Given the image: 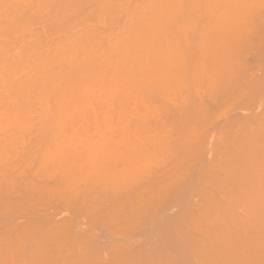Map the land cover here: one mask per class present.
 Wrapping results in <instances>:
<instances>
[{"label":"rangeland","instance_id":"obj_1","mask_svg":"<svg viewBox=\"0 0 264 264\" xmlns=\"http://www.w3.org/2000/svg\"><path fill=\"white\" fill-rule=\"evenodd\" d=\"M31 1L32 0H30V1L29 0H27V1L26 0H0V2H1L0 3V16L2 15L0 18V20H1L0 21V59H1L0 60V87H1V89H0V123H1V126H0V136H1L0 137V141H1L0 142V202H1L0 203V212L2 213V214L0 213V215L2 217H0V218H4L5 216L7 217V215L10 214V213H8L9 210L11 209V207L13 208L14 206L18 209V211L16 210V208H14L15 210L13 209L14 210L13 214L15 215L16 211H17V213L20 212L19 213L20 215L16 214L13 219H11L12 212L10 214V217L8 215L9 220L7 219L8 217L7 218L5 217L7 220L5 218L3 219V221H5V225H4V222L2 221L3 225H0V228H1L0 230L5 228V230L7 229L10 232V230L11 231L14 230V227H16L15 225H17L20 228L21 225H23L27 221H28L27 225L29 224V226H30L31 221H32V223L35 222V220H34V218H35L36 224L31 223V225H35V226H31V229H34L33 230V231H35L34 234H36L34 237L36 239H37L38 231H40L39 230L40 227H42L43 224L46 225L44 222H46L47 220L52 223V226H54V225L57 226V224L59 226H63L62 224H64V225L67 224L66 221L67 222L70 221V223H72L73 221L77 222L79 220L77 222V224H80L81 228L83 227L82 229L85 232L82 233L78 229L76 230V226H74V228L70 229L65 235L62 234V237H61L62 240H60V239L56 240V241L60 242L62 245L60 243H57V242H56L57 243L56 244L54 240H53V244H52V242L51 243L49 242V241H51V239H47L48 241L46 240L47 244L45 245L44 248H46L47 245H50V246H48L46 249L43 248L44 251L41 250L42 253H39V254L38 253L34 254V253L28 252L27 250H28L29 245H27L26 243H29V242L24 241L23 246L20 247L21 250L16 245L17 249H19L20 251L15 250V252L18 251L17 253H14V251H12L14 253V255H16V261H17V258H19L20 260L18 259V263L21 262V264H24V263L25 264L26 263H28V264H31V263L32 264H36V263L48 264V262H49V264H89V263H91V264H141V263L142 264H153V263L154 264H163V263L164 264H186V263L187 264H197V263L198 264H214L215 262H216V264H220V263H222V264H264V261H263L264 260L263 259L264 258V248H263L264 247V231H263L264 230V216L262 214V213H264L263 212L264 211L263 210L264 209V202H263L264 201V148H263L264 147V143H263L264 142V139H263L264 138V132H263L264 131V114H263L264 113V96H263L264 95V92H263L264 91V71H263L264 70V23H263L264 22V0H238V1L237 0H231V1L230 0H228V1L227 0H181V1H179V0H173V1L172 0H162V1L161 0L160 1H158V0H136V1L135 0H128V1L127 0H114V1L113 0H104V1H102V0H95V1L94 0H85V1L84 0H80V1L79 0H57V1L56 0H46V2H45V0H40V1L39 0L38 1L33 0L32 4L30 3ZM120 1H121V3H119ZM49 2H51V3H49ZM99 2H101V3H99ZM175 2H176V4H175ZM177 2H178V4H177ZM68 3H70V5H68ZM91 3L93 6L91 5ZM95 3H98V4L96 5ZM169 3L171 4V6ZM220 3H221V5H220ZM150 4L152 6H150ZM157 4H159V5H157ZM160 4H162V5L160 6ZM23 5H24V7H23ZM36 5H38V6H36ZM138 5H140V6L138 7ZM154 5H156V7ZM146 6H148V7H146ZM162 6H163V8H162ZM20 7H22V8H20ZM42 7H44L45 10H43ZM52 7H53V9H52ZM54 7L56 10L54 9ZM60 7H62V8H60ZM141 7L143 8V10ZM152 7H153V10H152ZM217 7H220V8H217ZM19 8H20V10H19ZM96 8H98V10ZM149 8H151V9H149ZM166 8H167V13L164 12V11H166ZM14 9L16 11H14ZM24 9H25V11H24ZM46 9H49V11ZM130 9H132V10H130ZM178 9H179V11H178ZM186 9H187V11H186ZM32 10H34V13ZM71 10H73L74 12L73 11L71 12ZM182 10H183V12H182ZM154 11L157 13H155ZM159 11L160 12L162 11L163 13L162 12L160 13ZM172 11H173V13H172ZM19 12H20V15H19ZM27 12L31 16L28 15ZM47 12H49V14H47ZM60 12H62V13H60ZM149 12L151 14H149ZM69 13H71V14H69ZM147 13L149 14L148 16H147ZM51 14H52V16H51ZM217 14H218V16H217ZM5 15H7L8 18ZM57 15H58V17H57ZM60 15H62V16H60ZM134 15L135 16L137 15L138 17H140V19L138 17L135 18ZM156 15H158V16H156ZM184 15H186V16L184 17ZM4 17H6V18L4 19ZM35 17H36V19H35ZM63 17H64V19H63ZM65 17H66V19H65ZM77 17H79V18H77ZM151 17H153V18L151 19ZM257 17H258V19H257ZM12 18L14 19V21ZM37 18H39V19H37ZM149 18L151 20H148ZM156 18H158L159 20ZM183 18H187V19H183ZM40 19H41V23H40ZM129 19H130V21L128 22ZM131 19H133V20H131ZM138 19L139 20L142 19V20L139 21ZM20 20H21V22H20ZM32 20L35 22H33ZM51 20H54L53 21L54 23ZM62 20H64V22ZM166 20L168 23L166 22ZM170 20H171V22H170ZM215 20H216V22H215ZM151 21H153L154 23ZM180 21H182V22H180ZM11 22L12 23L14 22L15 24H12ZM17 22H19V23L17 24ZM49 22H50V24H49ZM56 22H57V24H56ZM172 22H173V24H172ZM199 22H200V24H199ZM246 23H247V25L245 26ZM20 24H21V26H18ZM58 24H60V25L58 26ZM127 24H128V26H127ZM16 25H17V27H16ZM167 25H168V27H167ZM7 26H9V27H7ZM12 26H15V27L13 28ZM25 27H27V28H25ZM62 27H63V29H62ZM214 27H216V28H214ZM149 28H151V29H149ZM154 28L155 29L157 28L158 30L156 29V31H155ZM17 29H19V30H17ZM141 29H142V33H141ZM12 30H15V31L12 32ZM5 31H7L8 34ZM145 31H147L148 33ZM16 32H17V34H16ZM25 32H27V33H25ZM91 32L93 33V35ZM129 32L131 33V35ZM43 34L45 36H43ZM164 34H165V36H164ZM7 35H9V38ZM175 35H176V37H175ZM203 35H205V36H203ZM240 35H242V36L240 37ZM81 36H82V38H81ZM124 36H125V39H124ZM143 36H144V38H143ZM152 36H155V37H152ZM19 37H21V38H19ZM40 38H42V39H40ZM154 38H156V39H154ZM34 39H35V41H34ZM164 39H166V40H164ZM176 39H178V40H176ZM64 40H65V42H64ZM56 41L58 44L57 46L55 44ZM126 41H127V43H126ZM240 41H242V42H240ZM243 41H245V42H243ZM27 42L29 44L28 47L25 46L27 44ZM76 42H78V43H76ZM83 42H84V44H83ZM94 42H96V44ZM128 42H130V43H128ZM213 42H216L218 45L213 43ZM236 42L238 44L240 42L242 45L240 44L241 45L240 46V45L236 44ZM8 43H9V46H8ZM10 43H12V44H10ZM79 43H80V47L77 48V46H79L78 45ZM143 43H145V45ZM156 43H158V44H156ZM32 44H34V45H32ZM71 44H74L75 48ZM201 44H202V46H201ZM234 44L238 45V46H235ZM31 45H32V47H31ZM65 45H66V47H65ZM85 45L87 47H85ZM116 45H117V47H115ZM125 45H126V47H125ZM127 45L129 46L128 48H127ZM90 46H92V47H90ZM110 46H112V47H110ZM131 46L132 47L134 46V47L132 48ZM152 46H154V47H152ZM211 46H212V48H214V47L215 48L212 50ZM14 47H16V48H14ZM30 47L33 48L35 51H33ZM113 47H115V48H113ZM20 48H22V50ZM181 48H182V50H181ZM57 49H58V51L56 52ZM112 49H114L117 52L115 53L114 50H113L114 51L113 52ZM98 51H100V52H98ZM176 51L178 53H176ZM201 51L203 53H201ZM213 51H215V54ZM223 51L225 54H223ZM81 52H83V53L81 54ZM16 53L18 55H16ZM27 53H29V54H27ZM48 53H50V54L48 55ZM90 53H92V55ZM108 53H109V55H107ZM219 53H222L221 54L222 56H220ZM14 54L17 58L14 56ZM58 54H59V56H58ZM61 54L63 56L62 58L60 57ZM93 54L94 55L96 54V55L94 56ZM212 54H214V55H212ZM88 55H90V56H88ZM152 55H154V56H152ZM192 55H193V57H192ZM200 55H202V56H200ZM205 55H207V56H205ZM50 56H52V58ZM53 56H54V59H53ZM55 56H57V58H59L58 61L55 60V59H57ZM65 56H66V58H65ZM224 56H225V58H224ZM89 57H90V59H89ZM93 57H94V59H93ZM111 57H112V59H111ZM33 58L35 59V61ZM130 58H133V59H130ZM209 58H210V61H209ZM221 58H223V59H221ZM36 59L38 62L36 61ZM51 59H53V60H51ZM75 59L77 60V63H76ZM117 59L118 60L120 59L119 62ZM231 59H232V61H231ZM11 60H13V61H11ZM41 60L47 62V64L45 65ZM97 60L101 61L102 63L97 61ZM107 60H109V62ZM134 60L136 62V65L134 64L135 63ZM25 61H27V62H25ZM138 61H139V63H137ZM220 61H221V63H220ZM229 61L231 63H227ZM39 62H40V64H39ZM51 62H53V63H51ZM73 62H75L77 65L74 64ZM106 62L108 65L106 64ZM146 62H147V64H146ZM183 62H185V63H183ZM196 62L198 65L196 64ZM7 63H9V64L7 65ZM36 63H38V66H37L38 68L36 67L37 69L42 68L40 71L35 68V66L37 65ZM42 64H43V66L45 65V68L42 66ZM143 64L146 65V67L147 66L148 67L146 68ZM214 64L215 65L217 64V65L215 66ZM26 65H27V67H26ZM82 65H84V66H82ZM231 65H232V67H231ZM236 65H239V66H236ZM46 66L47 67L49 66V67L47 68ZM69 66L70 67L75 66V67L70 68ZM105 66H106V68H105ZM141 66H142V69L140 70L139 68ZM155 66H156V68H155ZM9 67H11V68L9 69ZM14 67L15 68L17 67L20 69L17 71V69H15ZM24 67H26V68H24ZM21 68H23L24 70ZM118 68H120V69H118ZM132 68H133V70H132ZM241 68H243V69H241ZM44 69H45V71H44ZM57 69H59V70L57 71ZM69 69H70V71H69ZM143 69H144V71H143ZM6 70H7V72L10 73V75H9V73L4 72ZM151 70H153L155 72H152ZM59 71H62V72H60V73H62V75L59 73ZM72 71H74L76 74ZM182 71H184V72H182ZM31 72H32V74H31ZM35 72H37V73H35ZM38 72H39V74H38ZM47 72H49V73H47ZM120 72H121V74H120ZM202 72H204V73H202ZM228 72H229V74H228ZM65 73L66 74L70 73L71 75L70 74L66 75ZM79 73H81L82 75H80ZM182 73H183V75H182ZM216 73H218V74H216ZM220 73H221V75L223 74L224 76L223 75L221 76ZM5 74H6V76H5ZM83 74H85V75H83ZM133 74H135V75L133 76ZM122 75L123 76L125 75V76L123 77ZM157 75H159V76H157ZM27 76H30L31 78L27 77ZM144 76L146 77L145 80H144V78H145ZM38 77H39V80H38ZM55 77H56V79H55ZM92 77H93V79H92ZM100 77H102L103 80L100 79ZM106 77H107V80H106ZM153 77H155V78H153ZM200 77H201V79H200ZM66 78H69V79L66 80ZM6 79H7V81H6ZM29 79L31 80L30 83H29ZM41 79L43 80V82L41 81ZM51 79L54 81H52ZM80 79H82V80L80 81ZM119 79H120V81H119ZM217 79H218V81H217ZM230 79H232V81ZM91 80H93V81H91ZM128 80H129V82H128ZM148 80H150L151 82ZM152 80L156 84L154 82H152ZM18 81H20V82H18ZM21 82H24V85H22L23 83H21ZM27 82L31 85H28ZM39 82H40V84H39ZM149 82L153 83L154 86L152 84L150 85ZM200 82H201V85H200ZM214 82H216V83H214ZM261 82H262V84H261ZM56 83H58V84L55 85ZM96 83H97V85H96ZM109 83L111 85H109ZM145 83H147V84H145ZM19 84H21V85H19ZM244 84L246 86V87L244 86L245 89L243 88ZM60 85H61V87H59ZM78 85H79V87H78ZM91 85H92V88H91L92 90L89 88V87H91ZM223 85H225V86H223ZM237 85H239V86H237ZM28 86H31V87H28ZM19 87L21 90L19 89ZM23 87L25 88L26 92L24 89H22ZM17 88L19 89V91ZM45 88H46V90H45ZM88 88H89V90H88ZM138 88H140V89L138 90ZM203 88H204V90H203ZM27 89H30L31 91H28ZM37 89H39V90H37ZM53 89H54V91H53ZM129 89H131V90L129 91ZM195 90H197V92ZM22 91H23V93H22ZM162 91H164V92L162 93ZM174 91H175V93H174ZM192 91L193 92L195 91L197 93L196 97L192 96L193 95ZM248 91L251 95L248 93ZM77 92H78V94H77ZM157 92H158V94H157ZM179 92L181 94H179ZM10 93H11V95H10ZM52 94H53V96H52ZM81 94H83V95H81ZM198 94H199V96H198ZM227 94H229V95L231 94V95L229 96ZM248 94H249V96H248ZM47 95H49V96H47ZM18 96L22 100H16L19 98ZM117 96H118V98H117ZM131 96H133V97H131ZM204 96H206V97H204ZM208 96H210V97H208ZM6 97H7V99H6ZM66 97H67V99H66ZM90 97H92V98H90ZM32 98H34L35 100ZM251 98H253V99H251ZM141 100H142V102H140ZM248 100H249V102L251 100V102L253 104H250L251 102L249 103ZM253 100H254V102H253ZM198 101H199V103L202 102V104H204L201 106L202 108L200 107L201 111H202V113H200V115L202 116L204 114L203 116H205L208 114V116H210L207 118V121L205 120L204 117L200 116L201 118H204L203 120L200 117L198 118L197 113L200 111V108L196 109L197 107L194 106V102H198ZM7 102L8 103L10 102L11 104L10 103L6 104ZM59 102L61 104L60 107L62 106L61 108L59 107V104H58ZM19 103H21V105ZM139 103H140V105H138ZM181 103L184 106L181 105ZM218 103H220V104H218ZM27 105L30 108L25 107ZM103 105H104V107H103ZM192 105L194 106V108H192L193 107ZM9 107H11V108H9ZM20 107H21V109H20ZM219 107L221 109H219ZM26 108L28 109V111ZM186 109H190V110L195 109V112L197 110V113L194 112V114H196V116L192 113H189V111ZM20 110H22V111H20ZM60 110H61V112H60ZM16 111L18 114L16 113ZM159 111H161V112H159ZM23 112H26V113H23ZM44 112H46V113H44ZM62 112H66L67 115L65 114L66 115L65 116ZM163 112L165 113V115H163L164 114ZM181 112H182V114H181ZM192 112H193V110H192ZM218 112H219V114H218ZM256 112H257V114H256ZM154 113H156V114L154 115ZM220 113H221V115H220ZM260 113H262V116L259 115ZM133 114H134V116H133ZM212 114H213V116H212ZM148 115L151 117V119ZM255 115H256V117H255ZM259 116L261 117L262 120H260ZM8 117L9 118L11 117V118L9 119ZM46 118H47V120H46ZM143 118H144V120H143ZM12 119L14 121L15 120L16 121L12 122L13 121ZM209 120H210V122H209ZM125 121H126V123H125ZM135 121L136 122L139 121V124L136 123ZM260 121H261V123H260ZM71 122H72V124H71ZM251 122H252V124H251ZM40 123H42V124H40ZM253 123L256 124V126ZM19 124H20V127H19ZM70 124H71V126H69ZM120 125H121V127H120ZM135 126H136V128H135ZM236 126L238 127V129L240 131L237 129ZM241 129L244 132H242ZM201 130H203L202 133L200 132ZM132 131H133V133H132ZM109 132H110V134H109ZM135 132H136V134L134 135ZM203 132L207 133L206 137H205V133L203 134ZM150 133H152V134H150ZM127 135H128V137H127ZM130 135H131V137H130ZM249 136H251L252 138H250ZM117 137H118V139H117ZM138 137L139 138L141 137V138L139 139ZM48 138H50V139H48ZM151 138L153 140H151ZM168 138H169V140H168ZM144 139L148 140V141H145ZM230 139H233V140H230ZM253 139H255V140H253ZM48 141H49V143H48ZM213 141H214V143H213ZM120 143H122V144H120ZM145 143H147V144H145ZM261 143L263 146L261 145ZM4 144H5V146H4ZM43 144H44V146H43ZM52 144H54V145H52ZM118 144H119V146H118ZM161 144H163V145H161ZM259 145L261 148L259 147ZM2 146H3V149H2ZM180 146H181V148H180ZM60 147H62V148H60ZM156 147H158V148H156ZM147 148H149V149H147ZM150 148L153 151H151ZM237 148H239V149H237ZM257 149H258V151H257ZM160 150H161V152H160ZM190 152H191V154H190ZM227 153H229V154H227ZM256 153H258V156ZM177 154H178V157L176 156ZM152 155H153V157H152ZM250 155H252V156H250ZM43 156H44V159H43ZM82 156H83V158H82ZM134 156H135V158H134ZM37 157H39V158H37ZM50 157H51V160L49 159ZM141 157L142 158L144 157V158L142 159ZM150 157H152L155 160H153L152 158L150 159ZM255 157H257V158H255ZM227 159H228V161H227ZM47 160H50V161H47ZM53 160H55L56 162H54ZM59 160H61V161H59ZM129 160H130V162H129ZM239 160H240V162H239ZM141 161H143V163ZM185 161L187 162L186 164H185ZM49 162H50V164H49ZM148 162H150V163H148ZM53 163H55V164H53ZM61 163H63V164H61ZM128 163L130 165H128ZM173 163H175V164H173ZM258 163L260 166L259 168H257ZM150 164H151V166H150ZM167 164H169V165H167ZM181 164L183 166H181ZM61 165H63V166H61ZM178 166L180 168H178ZM100 167H102V168L100 169ZM124 167H125V169H124ZM139 168H140V171H139ZM71 169H74V170H71ZM109 170H111V171L109 172ZM211 171L213 173H211ZM249 171H251L250 174H249ZM63 172H64V175L67 173L68 176H69V174L72 176L74 173H77L78 175H80V177L78 179L81 178V180L75 179V178H73V176H72L71 180L74 179L75 183H78V185H80V186L84 185L83 188L82 189L78 188L77 187L78 185L76 187L73 186V183L71 181L70 182L72 184L68 183L69 182L68 179H67L68 182L65 183L66 179L63 178L64 175L63 176L61 175V174H63ZM105 172H106V174H105ZM11 173L12 174L14 173L13 174L14 178H13ZM136 173L140 174L142 177L140 175L138 177V175ZM41 174H42V176H41ZM77 174H75V175H77ZM96 174L97 175L99 174L97 176V178H96ZM247 174H248V176H247ZM44 176H46V177H44ZM61 176H62V178H59ZM77 176H75V177H77ZM163 176H165V177H163ZM105 177H106V179L104 180L103 178H105ZM122 177H124V178H122ZM214 177H215V179H214ZM19 178H21V179H19ZM82 178L84 179L83 181H82ZM95 178L97 180L98 179L99 180L98 181L95 180L96 182L94 183L93 179H95ZM258 178H259V180H258ZM57 179H60V181L64 182V184L57 183V181L59 182V180H57ZM27 180H28V182H27ZM107 180H109V182ZM32 181L36 185L32 184L33 183ZM181 181H183V182H181ZM212 181H215V183ZM251 181H253V182L251 183ZM260 181H262V182H260ZM54 182H56V183H54ZM123 182H124V184H123ZM115 183H117V184H115ZM201 183H202V185H201ZM230 183H232V184H230ZM244 183H245V185H244ZM17 184H19V186H17ZM48 184H49V186H48ZM55 184H57V185H55ZM106 184H107V186H106ZM248 184H250V185L248 186ZM30 185H32V186L34 185V187L37 186L36 189H38V190L40 188L42 189V187H44L46 185L48 187L47 189H49V190L45 189L47 192L50 190L56 189L57 191L54 193H59V195L62 194L61 195L62 198L60 197V200H59V198L56 197V195L58 196V194L54 195L53 197L47 195L49 193H47L45 195L44 193L46 191L45 192L43 191L42 196H41L40 190H39L40 195H38V191H35L36 189H30V187H31ZM60 185H62V186H60ZM74 185H76V184H74ZM85 185H86V189H85ZM115 185H117V186H115ZM58 186H59V188H58ZM92 186L93 187L98 186L96 188H98L99 190L101 188V191H103L102 193L105 194V196H103V197H106L107 199L106 198L103 199L102 197L99 198L98 196L97 197L94 196L95 191H97L98 189L93 188ZM124 186H126V187H124ZM228 186L229 187L231 186V187L228 188ZM49 187L50 188L52 187V189H50ZM107 187H109V188H107ZM184 187H185V189H184ZM236 187H238V188H236ZM115 188L118 190H115ZM139 188H141V189H139ZM189 188H190V190H189ZM216 188H218V189H216ZM6 189H7V191H6ZM105 189H107L108 191ZM147 189H148V191H147ZM176 189L178 190L177 194H176V191H177ZM250 189H251V191H250ZM109 190H110V193H109ZM123 190H124V192H123ZM128 190H130V191H128ZM256 191H259V194ZM81 192H83V193L85 192V193L81 194ZM130 192H132V193H130ZM36 193H37V195H35ZM70 193H72V194L74 193V194L72 195ZM5 195H6V197H5ZM86 195L89 197H87ZM1 196H2V198H1ZM81 196L87 197L86 204L84 203L86 197L85 198L83 197L84 198L83 199ZM141 196H142V198H141ZM185 196H186V198H185ZM24 197L28 203L25 201ZM30 197L32 198V200ZM35 197H36V199H35ZM47 197H49V199ZM55 197L58 200H56ZM64 197H65V199L68 197V199H66L64 201L63 200ZM176 197L177 198L180 197V198L177 199ZM201 197L203 199H201ZM257 197L260 198V200L257 199ZM29 198H30V200H29ZM70 198L71 199L76 198L77 201H75V202L73 200L71 201ZM167 198H169V199H167ZM261 199H262V201H261ZM61 200H63L62 201L63 204L66 203L67 200H69V201H67L68 203L63 205ZM225 200H226V202H225ZM57 201H58V203H55ZM59 202H61V205ZM95 202H97V203H95ZM124 202L127 206L124 205ZM158 202L161 206L158 205ZM257 202L259 204L258 207H257L258 204H256ZM80 203L82 204L83 207L85 206L87 212L84 211L83 214H85V215H80V217L77 218V220L76 219L74 220V218H73L74 216L71 218L70 214L71 213L73 214V211L77 207L81 206ZM88 203H89V205H88ZM31 204H33V205L31 206ZM99 204H100V206H99ZM117 204L119 207H117ZM228 204L232 205V207H230ZM92 205H94L95 207ZM4 207H6V208H4ZM47 207H49V208H47ZM51 207H52V209H51ZM97 207H99V208H97ZM213 207L215 208V211H214ZM85 208H84V210H85ZM100 208H102L104 211V213H102V209L100 210L102 217L99 214L100 212L97 213V211H99L98 209H100ZM223 208H226V209H223ZM255 208H257V209H255ZM48 209L50 211L54 209L55 213L53 211L49 212ZM25 210L29 211V212H27L28 214L31 211H33L31 214H29L31 216H29L27 213H24ZM118 210H120V211H118ZM124 210H126V211H124ZM243 210H244V212H243ZM45 211H46V213H44ZM89 211H92V212L95 211L96 212V214L94 212V216H96V218L94 216H93V218L97 219V217H98L99 223L98 222H96L94 224H92L91 222L87 223V222H89L86 218L87 214L91 213ZM182 211L185 214L186 213L189 214L188 215L189 217L185 214L184 215L187 216L188 219L191 218L192 222H194V224L197 223L198 226H195L192 224L193 225V227H192V225H190L192 222L187 221L188 219H187V217H184V215H182V213H183ZM36 212H38V214ZM135 212H137V213H135ZM177 212H179L181 217H184V218H181L179 214L177 215L176 214ZM234 212H235V214H234ZM113 213H114V215H113ZM237 213H238V215H237ZM47 214H48V219H47ZM50 214H52V216H50ZM97 214H99V215H97ZM104 214H105V216H104ZM44 215H46V216H44ZM112 215H113V217H111ZM128 215L130 217H128ZM233 215H234V217H233ZM173 216L177 217V219L175 217H174L175 218L174 219ZM12 217H13V215H12ZM27 217L28 218L31 217V221L27 220L28 219ZM66 217H68V218H66ZM69 217L71 218L70 220H68ZM192 217L195 221L200 219L199 220L200 222H195L192 219ZM253 217H255V218L252 219ZM15 218H17V219H15ZM38 218L40 220H38ZM133 218L135 220H133ZM180 218L183 219L182 222H181ZM107 219H110L111 221L107 220ZM229 219L232 221H230ZM246 219H248L249 221ZM119 220L121 223L119 222ZM254 220H255V222H254ZM81 221H83V222H81ZM103 221H104V223H103ZM220 221H222V222H220ZM161 222H162V224H161ZM163 222H165L164 225H163ZM171 222H173V224ZM51 223L47 224V226L51 225ZM105 223H106V225H105ZM230 223H232V224H230ZM77 224L74 223V225H77ZM125 224H127V227H125L126 226ZM167 224L173 225V226L170 225V227L173 228V229L170 228L172 231L169 230ZM219 224H221V225H219ZM12 225L14 227H12ZM203 225H205V226H203ZM10 226L12 227V229ZM36 226H38L37 229H35ZM216 226H218V227H216ZM8 227H10V230ZM122 227H124V228H122ZM180 227H181V229H179ZM235 227H236V229H235ZM243 227H244V229H243ZM205 228H207V229H205ZM16 229H18V228L16 227ZM42 229H44V228H42ZM106 229L109 231H107ZM5 230L3 229L2 231H5ZM87 230H89V231H87ZM95 230H97V231H95ZM102 230H103V232H101ZM238 230H240V232ZM255 230H257V231L255 232ZM127 231L129 232V234H127L128 233ZM250 231H252V232H250ZM156 232H158V233H156ZM181 232H183V233H181ZM210 232H212V233L209 234ZM161 233H162V235H161ZM43 234H44L43 237H45L46 233H43ZM49 234H50V232L48 233V235ZM222 234L224 236H222ZM210 235H212V236H210ZM226 235H228V236L226 237ZM38 236L39 237L41 236L40 233L38 234ZM64 236H66V237H64ZM67 236H68V238H67ZM133 236H135V237H133ZM163 236H165V238ZM190 236H192V237H190ZM34 237H33V239H34ZM43 237H40V238L43 239ZM194 237H196V238H194ZM40 238H38V239H40ZM46 238L47 237H45V239ZM55 238H58L56 234H55ZM189 238H190V240H189ZM199 238L201 240H203V242L200 241ZM0 239H1V237H0ZM69 239H70V242H69ZM85 239H86V241H85ZM243 239H245V240H243ZM188 240H189V242L190 241L191 242L188 243ZM2 241H3V238H2ZM134 241H136V243ZM193 241H194V243H193L194 245L192 246L191 243ZM195 241H196V243H195ZM198 241L200 242V244ZM246 241L248 242V245H247ZM84 242H86V243L84 244ZM89 242H91V243H89ZM132 242H133V244H132ZM151 242H153V243L151 244ZM186 242H187L186 245L189 244L192 247L195 246V247L201 248V249L196 250V248H195L196 251H193L192 247H190L189 248L190 250H188V248L182 247L183 244H185ZM67 243L69 245L71 244L73 248L69 247V246H68V248L69 249L71 248L70 250L67 247L63 248L65 246V244L68 245ZM74 243H76V244H74ZM201 243H203V245ZM218 243L220 244V246ZM58 244L60 246H57ZM83 244L85 245V247ZM178 244H179L182 252H181V250L178 249V246H177ZM249 244H250V247H249ZM1 245H2V243H1ZM74 245H75V247H74ZM120 245H122V246H120ZM3 246L4 247L2 248L3 250L1 252V254L3 256L0 254L1 255L0 264H13L14 261H12L10 259V255H12L13 253L7 254L6 250L4 249L6 247V245H3ZM19 246H21V245H19ZM91 246L94 249L95 248L96 249L94 250ZM155 246H157V248ZM161 246H163V247H161ZM245 246L248 248H246ZM12 247H11V250H12ZM16 247H15V249H16ZM97 247H98V249H97ZM120 247H121V250H119ZM166 247H168V249ZM214 247H216V249ZM87 248H89V249H87ZM103 248H105V249H103ZM209 248H211V249H209ZM8 249H9V246H8ZM57 249H59L60 251L62 249H64V250H62L60 252ZM111 249H113V250H111ZM115 249H116V251H115ZM218 249H219V252H218ZM11 250H8L7 252H9ZM92 250H94L95 252ZM139 250H140V252H138ZM204 250H205L206 255L204 254ZM208 250H209V252H208ZM215 250H217V251H215ZM237 250H238V253H237ZM248 250H249V252H248ZM3 251L5 254H3ZM131 251H134V252H131ZM165 251H166V253H165ZM176 251H178V252H176ZM198 251L200 253L196 254V252H198ZM58 252L60 253V255ZM153 252H154V254H153ZM174 252H176V253H174ZM245 252H247L248 254ZM29 253L32 255L30 256ZM79 253H80V255H79ZM91 253L93 256L91 255ZM108 254H109V256H108ZM144 254L146 256H143ZM200 254H204V255H200ZM5 255H6V257H5ZM74 255H76V257ZM167 255H168V257H167ZM243 255L245 257H242ZM257 255H259V256H257ZM45 256H46V258H45ZM95 256H96V258H95ZM148 256L149 257L151 256V258H148V260H147L146 258ZM152 256H153V258H152ZM233 256H235V257H233ZM206 257L208 258L209 262H207ZM258 257L261 261L258 259ZM3 258L6 262L3 261ZM156 258H158V259H156ZM33 259H34V263L32 262ZM249 259H250V261H249ZM37 260H39V261H37ZM56 260H57V262H56ZM63 260H65V261H63ZM205 260H206V262H205ZM255 260L257 261L256 263H255ZM11 261H12V263H11ZM217 261L220 263H217ZM139 262H141V263H139ZM14 264H16V263H14Z\"/></svg>","mask_w":264,"mask_h":264},{"label":"bare ground","instance_id":"obj_2","mask_svg":"<svg viewBox=\"0 0 264 264\" xmlns=\"http://www.w3.org/2000/svg\"><path fill=\"white\" fill-rule=\"evenodd\" d=\"M26 1H27V0H26ZM29 1H30V0H29ZM32 1H33V0H32ZM32 1L30 2L31 4L33 3ZM37 1H38V0H37ZM39 1H40V0H39ZM56 1H57V0H56ZM79 1H80V0H79ZM84 1H85V0H84ZM94 1H95V0H94ZM102 1H104V0H102ZM113 1H114V0H113ZM127 1H128V0H127ZM135 1H136V0H135ZM158 1H160V0H158ZM161 1H162V0H161ZM172 1H173V0H172ZM179 1H181V0H179ZM227 1H228V0H227ZM230 1H231V0H230ZM237 1H238V0H237ZM237 1H236V2H237ZM8 2H9V1H8ZM45 2H46V0H45ZM59 2H60V1H59ZM77 2H78V1H77ZM87 2H88V1H87ZM106 2H107V1H106ZM122 2H123V1H122ZM144 2H145V1H144ZM144 2H143V3H144ZM147 2H148V1H147ZM154 2H155V1H154ZM156 2H157V1H156ZM163 2H164V1H163ZM182 2H183V1H182ZM185 2H186V1H185ZM222 2H223V1H222ZM222 2H221V3H222ZM236 2H235V3H236ZM0 3H1V2H0ZM2 3H3V2H2ZM49 3H51V2H49ZM78 3H79V2H78ZM82 3H83V2H82ZM99 3H101V2H99ZM111 3H112V2H111ZM119 3H121V1H120ZM119 3H118V4H119ZM128 3H129V2H128ZM150 3H151V2H150ZM164 3H165V2H164ZM166 3H167V2H166ZM211 3H212V2H211ZM211 3H210V4H211ZM218 3H219V2H218ZM221 3H220V5H221ZM239 3H240V2H239ZM23 4H24V3H23ZM25 4H26V3H25ZM34 4H35V3H34ZM59 4H60V3H59ZM65 4H66V3H65ZM87 4H88V3H87ZM95 4L97 5L98 3H95ZM95 4H94V5H95ZM104 4H105V3H104ZM135 4H136V3H135ZM162 4H163V3H162ZM162 4H160V6H161ZM169 4H170V3H169ZM172 4H173V3H172ZM175 4H176V2H175ZM177 4H178V2H177ZM186 4H187V3H186ZM191 4H192V3H191ZM225 4H226V3H225ZM4 5H5V4H4ZM28 5H29V4H28ZM39 5H40V4H39ZM68 5H70V3H68ZM82 5H83V4H82ZM91 5H92V3H91ZM120 5H121V4H120ZM122 5H123V4H122ZM142 5H143V4H142ZM157 5H159V4H157ZM192 5H193V4H192ZM207 5H208V4H207ZM213 5H214V4H213ZM217 5H218V4H217ZM235 5H236V4H235ZM238 5H239V4H238ZM240 5H241V4H240ZM5 6H6V5H5ZM11 6H12V5H11ZM36 6H38V5H36ZM36 6H35V7H36ZM58 6H59V5H58ZM60 6H61V5H60ZM77 6H78V5H77ZM92 6H93V5H92ZM106 6H107V5H106ZM131 6H132V5H131ZM133 6H134V5H133ZM139 6H140V5H138V7H139ZM150 6H152V5L150 4ZM150 6H149V7H150ZM154 6L156 7V5H154ZM170 6H171V4H170ZM176 6H177V5H176ZM189 6H190V5H189ZM200 6H201V5H200ZM256 6H257V5H256ZM23 7H24V5H23ZM86 7H87V6H86ZM86 7H85V8H86ZM94 7H95V6H94ZM108 7H109V6H108ZM110 7H111V6H110ZM136 7H137V6H136ZM146 7H148V6H146ZM183 7H184V6H183ZM183 7H182V8H183ZM209 7H210V6H209ZM213 7H214V6H213ZM228 7H229V6H228ZM20 8H22V7H20ZM20 8H19V10H20ZM42 8H43V10H45L44 7H42ZM56 8H57V7H56ZM60 8H62V7H60ZM63 8H64V7H63ZM99 8H100V7H99ZM113 8H114V7H113ZM126 8H127V7H126ZM141 8H142V7H141ZM159 8H160V7H159ZM162 8H163V6H162ZM192 8H193V7H192ZM194 8H195V7H194ZM217 8H220V7H217ZM225 8H226V7H225ZM243 8H244V7H243ZM257 8H258V7H257ZM26 9H27V8H26ZM32 9H33V8H32ZM52 9H53V7H52ZM54 9H55V7H54ZM70 9H71V8H70ZM78 9H79V8H78ZM80 9H81V8H80ZM96 9L98 10V8H96ZM107 9H108V8H107ZM114 9H115V8H114ZM114 9H113V10H114ZM149 9H151V8H149ZM164 9H165V8H164ZM173 9H174V8H173ZM176 9H177V8H176ZM200 9H201V8H200ZM228 9H229V8H228ZM251 9H252V8H251ZM254 9H255V8H254ZM6 10H7V9H6ZM19 10H18V11H19ZM43 10H42V11H43ZM46 10L49 11V9H46ZM55 10H56V9H55ZM65 10H66V9H65ZM68 10H69V9H68ZM110 10H111V9H110ZM126 10H127V9H126ZM130 10H132V9H130ZM133 10H134V9H133ZM142 10H143V8H142ZM152 10H153V7H152ZM160 10H161V9H160ZM232 10H233V9H232ZM252 10H253V9H252ZM261 10H262V9H261ZM14 11H16V10L14 9ZM24 11H25V9H24ZM32 11H33V13H34V10H32ZM32 11H31V12H32ZM57 11H58V10H57ZM63 11H64V10H63ZM63 11H62V12H63ZM72 11H73V10H71V12H72ZM138 11H139V10H138ZM149 11H150V10H149ZM156 11H157V10H156ZM178 11H179V9H178ZM186 11H187V9H186ZM192 11H193V10H192ZM3 12H4V11H3ZM29 12H30V11H29ZM51 12H52V11H51ZM62 12H60V13H62ZM66 12H67V11H66ZM73 12H74V11H73ZM77 12H78V11H77ZM140 12H141V11H140ZM143 12H144V11H143ZM150 12H151V11H150ZM150 12H149V14H151ZM154 12H155V11H154ZM159 12H160V11H159ZM161 12H162V11H161ZM161 12H160V13H161ZM164 12L167 13V8H166V11H164ZM169 12H170V11H169ZM174 12H175V11H174ZM182 12H183V10H182ZM189 12H190V11H189ZM193 12H194V11H193ZM245 12H246V11H245ZM8 13H9V12H8ZM22 13H23V12H22ZM27 13H28V12H27ZM36 13H37V12H36ZM67 13H68V12H67ZM79 13H80V12H79ZM83 13H84V12H83ZM90 13H91V12H90ZM108 13H109V12H108ZM132 13H133V12H132ZM144 13H145V12H144ZM155 13H157V12H155ZM162 13H163V12H162ZM170 13H171V12H170ZM172 13H173V11H172ZM176 13H177V12H176ZM9 14H10V13H9ZM15 14H16V13H15ZM47 14H49V12H47ZM63 14H64V13H63ZM69 14H71V13H69ZM74 14H75V13H74ZM76 14H77V13H76ZM129 14H130V13H129ZM138 14H139V13H138ZM149 14L147 13V16H148ZM203 14H204V13H203ZM205 14H206V13H205ZM211 14H212V13H211ZM235 14H236V13H235ZM260 14H261V13H260ZM3 15H4V14H3ZM16 15H17V14H16ZM19 15H20V12H19ZM22 15H23V14H22ZM22 15H21V16H22ZM28 15H30V14L28 13ZM33 15H34V14H33ZM35 15H36V14H35ZM43 15H44V14H43ZM72 15H73V14H72ZM88 15H89V14H88ZM97 15H98V14H97ZM145 15H146V14H145ZM170 15H171V14H170ZM188 15H189V14H188ZM191 15H192V14H191ZM244 15H245V14H244ZM251 15H252V14H251ZM261 15H262V14H261ZM1 16H2V15H1ZM1 16H0V18H1ZM5 16L7 17V15H5ZM30 16H31V15H30ZM51 16H52V14H51ZM53 16H54V15H53ZM60 16H62V15H60ZM82 16H83V15H82ZM93 16H94V15H93ZM129 16H130V15H129ZM134 16H135V15H134ZM140 16H141V15H140ZM150 16H151V15H150ZM156 16H158V15H156ZM165 16H166V15H165ZM179 16H180V15H179ZM181 16H182V15H181ZM185 16H186V15H184V17H185ZM217 16H218V14H217ZM219 16H220V15H219ZM6 17H4V19H5ZM13 17H14V16H13ZM28 17H29V16H28ZM57 17H58V15H57ZM67 17H68V16H67ZM70 17H71V16H70ZM72 17H73V16H72ZM89 17H90V16H89ZM99 17H100V16H99ZM104 17H105V16H104ZM131 17H132V16H131ZM136 17H138V16L136 15L135 18H136ZM153 17H154V16H153ZM153 17H151V19H152ZM182 17H183V16H182ZM187 17H188V16H187ZM201 17H202V16H201ZM204 17H205V16H204ZM210 17H211V16H210ZM215 17H216V16H215ZM229 17H230V16H229ZM7 18H8V17H7ZM19 18H20V17H19ZM32 18H33V17H32ZM54 18H55V17H54ZM77 18H79V17H77ZM118 18H119V17H118ZM138 18L140 19V17H138ZM154 18H155V17H154ZM192 18H193V17H192ZM194 18H195V17H194ZM233 18H234V17H233ZM248 18H249V17H248ZM12 19H13V18H12ZM35 19H36V17H35ZM37 19H39V18H37ZM43 19H44V18H43ZM45 19H46V18H45ZM51 19H52V18H51ZM63 19H64V17H63ZM65 19H66V17H65ZM139 19H138V20H139ZM151 19L149 18L148 20H151ZM156 19H158V18H156ZM156 19H155V20H156ZM181 19H182V18H181ZM183 19H187V18H183ZM257 19H258V17H257ZM15 20H16V19H15ZM22 20H23V19H22ZM55 20H56V19H55ZM58 20H59V19H58ZM67 20H68V19H67ZM70 20H71V19H70ZM72 20H73V19H72ZM102 20H103V19H102ZM104 20H105V19H104ZM131 20H133V19H131ZM136 20H137V19H136ZM141 20H142V19H141ZM141 20H139V21H141ZM158 20H159V19H158ZM164 20H165V19H164ZM218 20H219V19H218ZM0 21H1V20H0ZM13 21H14V19H13ZM18 21H19V20H18ZM26 21H27V20H26ZM32 21H33V20H32ZM46 21H47V20H46ZM51 21L53 22L54 20H51ZM62 21L64 22V20H62ZM89 21H90V20H89ZM97 21H98V20H97ZM129 21H130V19L128 20V22H129ZM143 21H144V20H143ZM9 22H10V21H9ZM15 22H16V21H15ZM20 22H21V20H20ZM33 22H35V21H33ZM47 22H48V21H47ZM65 22H66V21H65ZM71 22H72V21H71ZM80 22H81V21H80ZM80 22H79V23H80ZM84 22H85V21H84ZM90 22H91V21H90ZM108 22H109V21H108ZM116 22H117V21H116ZM135 22H136V21H135ZM145 22H146V21H145ZM151 22H153V21H151ZM156 22H157V21H156ZM158 22H159V21H158ZM166 22H167V20H166ZM170 22H171V20H170ZM180 22H182V21H180ZM185 22H186V21H185ZM215 22H216V20H215ZM246 22H247V21H246ZM249 22H250V21H249ZM7 23H8V22H7ZM11 23H12V22H11ZM18 23H19V22H17V24H18ZM40 23H41V19H40ZM43 23H44V22H43ZM53 23H54V22H53ZM60 23H61V22H60ZM73 23H74V22H73ZM148 23H149V22H148ZM153 23H154V22H153ZM159 23H160V22H159ZM167 23H168V22H167ZM192 23H193V22H192ZM195 23H196V22H195ZM228 23H229V22H228ZM263 23H264V22H263ZM2 24H3V23H2ZM12 24H15V23L13 22ZM29 24H30V23H29ZM31 24H32V23H31ZM35 24H36V23H35ZM49 24H50V22H49ZM56 24H57V22H56ZM81 24H82V23H81ZM86 24H87V23H86ZM137 24H138V23H137ZM172 24H173V22H172ZM183 24H184V23H183ZM189 24H190V23H189ZM199 24H200V22H199ZM201 24H202V23H201ZM206 24H207V23H206ZM241 24H242V23H241ZM5 25H6V24H5ZM22 25H23V24H22ZM25 25H26V24H25ZM59 25H60V24H58V26H59ZM83 25H84V24H83ZM94 25H95V24H94ZM97 25H98V24H97ZM113 25H114V24H113ZM156 25H157V24H156ZM175 25H176V24H175ZM178 25H179V24H178ZM191 25H192V24H191ZM212 25H213V24H212ZM225 25H226V24H225ZM246 25H247V23L245 24V26H246ZM262 25H263V24H262ZM3 26H4V25H3ZM18 26H21V24L18 25ZM46 26H47V25H46ZM63 26H64V25H63ZM127 26H128V24H127ZM127 26H126V27H127ZM149 26H150V25H149ZM154 26H155V25H154ZM154 26H153V27H154ZM171 26H172V25H171ZM193 26H194V25H193ZM7 27H9V26H7ZM12 27L14 28L15 26H12ZM16 27H17V25H16ZM28 27H29V26H28ZM48 27H49V26H48ZM60 27H61V26H60ZM109 27H110V26H109ZM131 27H132V26H131ZM133 27H134V26H133ZM151 27H152V26H151ZM167 27H168V25H167ZM195 27H196V26H195ZM239 27H240V26H239ZM13 28H12V29H13ZM18 28H19V27H18ZM25 28H27V27H25ZM30 28H31V27H30ZM84 28H85V27H84ZM172 28H173V27H172ZM175 28H176V27H175ZM190 28H191V27H190ZM214 28H216V27H214ZM242 28H243V27H242ZM62 29H63V27H62ZM90 29H91V28H90ZM110 29H111V28H110ZM131 29H132V28H131ZM135 29H136V28H135ZM149 29H151V28H149ZM156 29H157V28H156ZM156 29L154 28L155 31H156ZM166 29H167V28H166ZM173 29H174V28H173ZM186 29H187V28H186ZM211 29H212V28H211ZM243 29H244V28H243ZM17 30H19V29H17ZM20 30H21V29H20ZM59 30H60V29H59ZM83 30H84V29H83ZM117 30H118V29H117ZM127 30H128V29H127ZM127 30H126V31H127ZM136 30H137V29H136ZM157 30H158V29H157ZM182 30H183V29H182ZM207 30H208V29H207ZM216 30H217V29H216ZM7 31H8V30H7ZM7 31H5V32H7ZM14 31H15V30H12V32H14ZM33 31H34V30H33ZM113 31H114V30H113ZM137 31H138V30H137ZM143 31H144V30H143ZM176 31H177V30H176ZM198 31H199V30H198ZM209 31H210V30H209ZM12 32H11V33H12ZM29 32H30V31H29ZM89 32H90V31H89ZM96 32H97V31H96ZM110 32H111V31H110ZM110 32H109V33H110ZM127 32H128V31H127ZM145 32H147V31H145ZM163 32H164V31H163ZM173 32H174V31H173ZM230 32H231V31H230ZM1 33H2V32H1ZM11 33H10V34H11ZM22 33H23V32H22ZM25 33H27V32H25ZM32 33H33V32H32ZM44 33H45V32H44ZM87 33H88V32H87ZM91 33H92V32H91ZM129 33H130V32H129ZM132 33H133V32H132ZM141 33H142V29H141ZM147 33H148V32H147ZM147 33H146V34H147ZM153 33H154V32H153ZM157 33H158V32H157ZM183 33H184V32H183ZM212 33H213V32H212ZM216 33H217V32H216ZM236 33H237V32H236ZM236 33H235V34H236ZM3 34H4V33H3ZM5 34H6V33H5ZM7 34H8V32H7ZM13 34H14V33H13ZM13 34H12V35H13ZM16 34H17V32H16ZM16 34H15V35H16ZM169 34H170V33H169ZM185 34H186V33H185ZM205 34H206V33H205ZM227 34H228V33H227ZM15 35H14V36H15ZM92 35H93V33H92ZM112 35H113V34H112ZM121 35H122V34H121ZM130 35H131V33H130ZM140 35H141V34H140ZM149 35H150V34H149ZM214 35H215V34H214ZM217 35H218V34H217ZM7 36H8V38H9V35H7ZM37 36H38V35H37ZM43 36H45V35L43 34ZM43 36H42V37H43ZM78 36H79V35H78ZM83 36H84V35H83ZM119 36H120V35H119ZM133 36H134V35H133ZM164 36H165V34H164ZM169 36H170V35H169ZM203 36H205V35H203ZM210 36H211V35H210ZM222 36H223V35H222ZM224 36H225V35H224ZM241 36H242V35H240V37H241ZM51 37H52V36H51ZM61 37H62V36H61ZM102 37H103V36H102ZM106 37H107V36H106ZM117 37H118V36H117ZM127 37H128V36H127ZM134 37H135V36H134ZM137 37H138V36H137ZM148 37H149V36H148ZM152 37H155V36H152ZM160 37H161V36H160ZM175 37H176V35H175ZM175 37H174V38H175ZM199 37H200V36H199ZM229 37H230V36H229ZM258 37H259V36H258ZM19 38H21V37H19ZM64 38H65V37H64ZM69 38H70V37H69ZM69 38H68V39H69ZM73 38H74V37H73ZM81 38H82V36H81ZM112 38H113V37H112ZM120 38H121V37H120ZM143 38H144V36H143ZM178 38H179V37H178ZM189 38H190V37H189ZM202 38H203V37H202ZM204 38H205V37H204ZM207 38H208V37H207ZM222 38H223V37H222ZM236 38H237V37H236ZM238 38H239V37H238ZM247 38H248V37H247ZM4 39H5V38H4ZM28 39H29V38H28ZM40 39H42V38H40ZM45 39H46V38H45ZM59 39H60V38H59ZM77 39H78V38H77ZM85 39H86V38H85ZM115 39H116V38H115ZM118 39H119V38H118ZM124 39H125V36H124ZM129 39H130V38H129ZM139 39H140V38H139ZM154 39H156V38H154ZM200 39H201V38H200ZM211 39H212V38H211ZM211 39H210V40H211ZM214 39H215V38H214ZM105 40H106V39H105ZM152 40H153V39H152ZM157 40H158V39H157ZM164 40H166V39H164ZM173 40H174V39H173ZM176 40H178V39H176ZM223 40H224V39H223ZM243 40H244V39H243ZM12 41H13V40H12ZM34 41H35V39H34ZM38 41H39V40H38ZM38 41H37V42H38ZM40 41H41V40H40ZM45 41H46V40H45ZM48 41H49V40H48ZM75 41H76V40H75ZM77 41H78V40H77ZM86 41H87V40H86ZM119 41H120V40H119ZM124 41H125V40H124ZM132 41H133V40H132ZM134 41H135V40H134ZM148 41H149V40H148ZM187 41H188V40H187ZM208 41H209V40H208ZM214 41H215V40H214ZM251 41H252V40H251ZM14 42H15V41H14ZM20 42H21V41H20ZM64 42H65V40H64ZM70 42H71V41H70ZM79 42H80V41H79ZM89 42H90V41H89ZM169 42H170V41H169ZM199 42H200V41H199ZM201 42H202V41H201ZM206 42H207V41H206ZM211 42H212V41H211ZM216 42H217V41H216ZM216 42H213V43L217 44ZM230 42H231V41H230ZM240 42H242V41H240ZM240 42H239V44L236 42V44L240 45V44H241ZM243 42H245V41H243ZM3 43H4V42H3ZM29 43H30V42H29ZM40 43H41V42H40ZM42 43H43V42H42ZM51 43H52V42H51ZM76 43H78V42H76ZM90 43H91V42H90ZM94 43L96 44V42H94ZM124 43H125V42H124ZM126 43H127V41H126ZM128 43H130V42H128ZM152 43H153V42H152ZM197 43H198V42H197ZM203 43H204V42H203ZM10 44H12V43H10ZM18 44H19V43H18ZM25 44H26V43H25ZM27 44H28V42H27ZM27 44H26L25 46L28 47L29 44H28V45H27ZM37 44H38V43H37ZM37 44H36V45H37ZM55 44H56V46L58 45V44H57V41H56ZM59 44H60V43H59ZM65 44H66V43H65ZM83 44H84V42H83ZM112 44H113V43H112ZM117 44H118V43H117ZM134 44H135V43H134ZM138 44H139V43H138ZM143 44L145 45V43H143ZM156 44H158V43H156ZM162 44H163V43H162ZM176 44H177V43H176ZM191 44H192V43H191ZM194 44H195V43H194ZM219 44H220V43H219ZM32 45H34V44H32ZM32 45H31V47H32ZM43 45H44V44H43ZM71 45H73V47H74V44H71ZM78 45H79V46H77V48L80 47V43H79ZM110 45H111V44H110ZM146 45H147V44H146ZM152 45H153V44H152ZM171 45H172V44H171ZM173 45H174V44H173ZM184 45H185V44H184ZM199 45H200V44H199ZM217 45H218V44H217ZM226 45H227V44H226ZM234 45H235V44H234ZM238 45H235V46H238ZM241 45H242V44H241ZM241 45H240V46H241ZM5 46H6V45H5ZM8 46H9V43H8ZM21 46H22V45H21ZM37 46H38V45H37ZM39 46H40V45H39ZM67 46H68V45H67ZM81 46H82V45H81ZM93 46H94V45H93ZM123 46H124V45H123ZM142 46H143V45H142ZM195 46H196V45H195ZM201 46H202V44H201ZM203 46H204V45H203ZM224 46H225V45H224ZM228 46H229V45H228ZM231 46H232V45H231ZM258 46H259V45H258ZM10 47H11V46H10ZM23 47H24V46H23ZM31 47H30V48H31ZM33 47H34V46H33ZM42 47H43V46H42ZM42 47H41V48H42ZM51 47H52V46H51ZM60 47H61V46H60ZM65 47H66V45H65ZM85 47H87V46L85 45ZM90 47H92V46H90ZM90 47H89V48H90ZM95 47H96V46H95ZM110 47H112V46H110ZM115 47H117V45H116ZM115 47H113V48H115ZM125 47H126V45H125ZM128 47H129V46L127 45V48H128ZM131 47H132V46H131ZM133 47H134V46H133ZM133 47H132V48H133ZM152 47H154V46H152ZM179 47H180V46H179ZM182 47H183V46H182ZM208 47H209V46H208ZM220 47H221V46H220ZM220 47H219V48H220ZM14 48H16V47H14ZM36 48H37V47H36ZM36 48H35V49H36ZM57 48H58V47H57ZM68 48H69V47H68ZM74 48H75V47H74ZM81 48H82V47H81ZM89 48H88V49H89ZM96 48H97V47H96ZM118 48H119V47H118ZM136 48H137V47H136ZM139 48H140V47H139ZM159 48H160V47H159ZM211 48H212V46H211ZM214 48H215V47H214ZM214 48H212V50H213ZM223 48H224V47H223ZM226 48H227V47H226ZM233 48H234V47H233ZM20 49L22 50V48H20ZM31 49H32L33 51H35L33 48H31ZM39 49H40V48H39ZM39 49H38V50H39ZM43 49H44V48H43ZM49 49H50V48H49ZM116 49H117V48H116ZM125 49H126V48H125ZM157 49H158V48H157ZM174 49H175V48H174ZM194 49H195V48H194ZM207 49H208V48H207ZM23 50H24V49H23ZM44 50H45V49H44ZM44 50H43V51H44ZM85 50H86V49H85ZM92 50H93V49H92ZM92 50H91V51H92ZM98 50H99V49H98ZM113 50H114V49H112V51H113ZM117 50H118V49H117ZM120 50H121V49H120ZM131 50H132V49H131ZM136 50H137V49H136ZM145 50H146V49H145ZM152 50H153V49H152ZM178 50H179V49H178ZM181 50H182V48H181ZM198 50H199V49H198ZM203 50H204V49H203ZM222 50H223V49H222ZM225 50H226V49H225ZM234 50H235V49H234ZM248 50H249V49H248ZM17 51H18V50H17ZM40 51H41V50H40ZM54 51H55V50H54ZM57 51H58V49L56 50V52H57ZM103 51H104V50H103ZM103 51H102V52H103ZM114 51H115V50H114ZM114 51H113V52H114ZM232 51H233V50H232ZM6 52H7V51H6ZM23 52H24V51H23ZM64 52H65V51H64ZM92 52H93V51H92ZM98 52H100V51H98ZM116 52H117V51H115V53H116ZM213 52H214V54H215V51H213ZM219 52H220V51H219ZM229 52H230V51H229ZM229 52H228V53H229ZM20 53H21V52H20ZM33 53H34V52H33ZM44 53H45V52H44ZM82 53H83V52H81V54H82ZM119 53H120V52H119ZM136 53H137V52H136ZM147 53H148V52H147ZM176 53H178V52L176 51ZM196 53H197V52H196ZM201 53H203V52L201 51ZM204 53H205V52H204ZM226 53H227V52H226ZM230 53H231V52H230ZM27 54H29V53H27ZM49 54H50V53H48V55H49ZM63 54H64V53H63ZM66 54H67V53H66ZM85 54H86V53H85ZM90 54L92 55V53H90ZM98 54H99V53H98ZM117 54H118V53H117ZM172 54H173V53H172ZM182 54H183V53H182ZM207 54H208V53H207ZM209 54H210V53H209ZM214 54H212V55H214ZM219 54H220V56H222V55H221L222 53H219ZM223 54H225L224 51H223ZM231 54H232V53H231ZM16 55H18V54L16 53ZM67 55H68V54H67ZM93 55H94V54H93ZM95 55H96V54H95ZM95 55H94V56H95ZM100 55H101V54H100ZM107 55H109V53H108ZM119 55H120V54H119ZM132 55H133V54H132ZM140 55H141V54H140ZM140 55H139V56H140ZM150 55H151V54H150ZM162 55H163V54H162ZM183 55H184V54H183ZM237 55H238V54H237ZM14 56H15V54H14ZM45 56H46V55H45ZM58 56H59V54H58ZM88 56H90V55H88ZM144 56H145V55H144ZM152 56H154V55H152ZM164 56H165V55H164ZM175 56H176V55H175ZM179 56H180V55H179ZM200 56H202V55H200ZM205 56H207V55H205ZM2 57H3V56H2ZM15 57H16V56H15ZM22 57H23V56H22ZM24 57H25V56H24ZM29 57H30V56H29ZM36 57H37V56H36ZM50 57L52 58V56H50ZM55 57L57 58V56H55ZM60 57H61V58L63 57L62 54L60 55ZM99 57H100V56H99ZM117 57H118V56H117ZM120 57H121V56H120ZM129 57H130V56H129ZM129 57H128V58H129ZM132 57H133V56H132ZM150 57H151V56H150ZM150 57H149V58H150ZM160 57H161V56H160ZM171 57H172V56H171ZM192 57H193V55H192ZM3 58H4V57H3ZM12 58H13V57H12ZM16 58H17V57H16ZM16 58H15V59H16ZM27 58H28V57H27ZM44 58H45V57H44ZM46 58H47V57H46ZM65 58H66V56H65ZM65 58H64V59H65ZM68 58H69V57H68ZM97 58H98V57H97ZM101 58H102V57H101ZM101 58H100V59H101ZM105 58H106V57H105ZM126 58H127V57H126ZM134 58H135V57H134ZM196 58H197V57H196ZM201 58H202V57H201ZM214 58H215V57H214ZM224 58H225V56H224ZM13 59H14V58H13ZM22 59H23V58H22ZM28 59H29V58H28ZM33 59H34V58H33ZM47 59H48V58H47ZM53 59H54V56H53ZM53 59H51V60H53ZM58 59H59V58H57V59H55V60L58 61ZM71 59H72V58H71ZM86 59H87V58H86ZM89 59H90V57H89ZM93 59H94V57H93ZM100 59H99V60H100ZM111 59H112V57H111ZM111 59H110V60H111ZM121 59H122V58H121ZM130 59H133V58H130ZM143 59H144V58H143ZM164 59H165V58H164ZM212 59H213V58H212ZM221 59H223V58H221ZM229 59H230V58H229ZM0 60H1V59H0ZM6 60H7V59H6ZM16 60H17V59H16ZM26 60H27V59H26ZM75 60H76V59H75ZM99 60H97V61H99ZM101 60H102V59H101ZM117 60H118V59H117ZM119 60H120V59H119ZM119 60H118V62H119ZM151 60H152V59H151ZM185 60H186V59H185ZM196 60H197V59H196ZM219 60H220V59H219ZM8 61H9V60H8ZM11 61H13V60H11ZM14 61H15V60H14ZM18 61H19V60H18ZM29 61H30V60H29ZM34 61H35V59H34ZM36 61H37V59H36ZM39 61H40V60H39ZM41 61H42L45 65L47 64V62H45V61H43V60H41ZM59 61H60V60H59ZM68 61H69V60H68ZM71 61H72V60H71ZM105 61H106V60H105ZM107 61L109 62V60H107ZM156 61H157V60H156ZM188 61H189V60H188ZM193 61H194V60H193ZM193 61H192V62H193ZM209 61H210V58H209ZM227 61H228V60H227ZM231 61H232V59H231ZM233 61H234V60H233ZM236 61H237V60H236ZM238 61H239V60H238ZM4 62H5V61H4ZM23 62H24V61H23ZM25 62H27V61H25ZM37 62H38V61H37ZM95 62H96V61H95ZM99 62H101V61H99ZM121 62H122V61H121ZM134 62H135V60H134ZM134 62H133V63H134ZM180 62H181V61H180ZM200 62H201V61H200ZM216 62H217V61H216ZM223 62H224V61H223ZM15 63H16V62H15ZM18 63H19V62H18ZM21 63H22V62H21ZM48 63H49V62H48ZM51 63H53V62H51ZM73 63L76 64V63H77V60H76V63H75V62H73ZM101 63H102V62H101ZM110 63H111V62H110ZM137 63H139V61H138ZM183 63H185V62H183ZM206 63H207V62H206ZM210 63H211V62H210ZM220 63H221V61H220ZM227 63H231V62L229 61V62H227ZM8 64H9V63H7V65H8ZM30 64H31V63H30ZM36 64H37V65L35 66V68L38 66V63H36ZM39 64H40V62H39ZM106 64H107V62H106ZM134 64L136 65V62H135ZM146 64H147V62H146ZM148 64H149V63H148ZM152 64H153V63H152ZM159 64H160V63H159ZM189 64H190V63H189ZM196 64H197V62H196ZM250 64H251V63H250ZM45 65L43 66V64H42V66H43L44 68H45ZM51 65H52V64H51ZM54 65H55V64H54ZM58 65H59V64H58ZM61 65H62V64H61ZM61 65H60V66H61ZM68 65H69V64H68ZM68 65H67V66H68ZM76 65H77V64H76ZM91 65H92V64H91ZM107 65H108V64H107ZM107 65H106V66H107ZM116 65H117V64H116ZM138 65H139V64H138ZM143 65H144V64H143ZM197 65H198V64H197ZM197 65H196V66H197ZM212 65H213V64H212ZM214 65H215V64H214ZM216 65H217V64H216ZM216 65H215V66H216ZM218 65H219V64H218ZM224 65H225V64H224ZM227 65H228V64H227ZM14 66H15V65H14ZM32 66H33V65H32ZM52 66H53V65H52ZM82 66H84V65H82ZM106 66H105V68H106ZM119 66H120V65H119ZM133 66H134V65H133ZM139 66H140V65H139ZM144 66L146 67V65H144ZM210 66H211V65H210ZM219 66H220V65H219ZM222 66H223V65H222ZM234 66H235V65H234ZM236 66H239V65H236ZM261 66H262V65H261ZM26 67H27V65H26ZM26 67H24V68H26ZM30 67H31V66H30ZM39 67H40V66H39ZM46 67H47V66H46ZM48 67H49V66H48ZM48 67H47V68H48ZM62 67H63V66H62ZM64 67H65V66H64ZM69 67H70V66H69ZM71 67L74 68L75 66H71ZM71 67H70V68H71ZM79 67H80V66H79ZM147 67H148V66H147ZM147 67H146V68H147ZM168 67H169V66H168ZM212 67H213V66H212ZM231 67H232V65H231ZM243 67H244V66H243ZM6 68H7V67H6ZM10 68H11V67H9V69H10ZM14 68H15V67H14ZM33 68H34V67H33ZM37 68H38V67H37ZM37 68H36V69H37ZM47 68H46V69H47ZM58 68H59V67H58ZM90 68H91V67H90ZM134 68H135V67H134ZM155 68H156V66H155ZM170 68H171V67H170ZM207 68H208V67H207ZM218 68H219V67H218ZM234 68H235V67H234ZM15 69H17V71H18L20 68H17V67H16ZM21 69H23V68H21ZM41 69H42V68H41ZM41 69H37V70L40 71ZM52 69H53V68H52ZM55 69H56V68H55ZM63 69H64V68H63ZM67 69H68V68H67ZM118 69H120V68H118ZM127 69H128V68H127ZM139 69L141 70V69H142V66H141ZM150 69H151V68H150ZM161 69H162V68H161ZM193 69H194V68H193ZM237 69H238V68H237ZM241 69H243V68H241ZM252 69H253V68H252ZM2 70H3V69H2ZM23 70H24V69H23ZM31 70H32V69H31ZM37 70H36V71H37ZM58 70H59V69H57V71H58ZM65 70H66V69H65ZM122 70H123V69H122ZM122 70H121V71H122ZM132 70H133V68H132ZM156 70H157V69H156ZM188 70H189V69H188ZM199 70H200V69H199ZM199 70H198V71H199ZM202 70H203V69H202ZM219 70H220V69H219ZM235 70H236V69H235ZM11 71H12V70H11ZM44 71H45V69H44ZM48 71H49V70H48ZM53 71H54V70H53ZM63 71H64V70H63ZM69 71H70V69H69ZM81 71H82V70H81ZM96 71H97V70H96ZM143 71H144V69H143ZM151 71H152V72H155V71H153V70H151ZM151 71H150V72H151ZM161 71H162V70H161ZM174 71H175V70H174ZM186 71H187V70H186ZM217 71H218V70H217ZM217 71H216V72H217ZM222 71H223V70H222ZM222 71H221V72H222ZM263 71H264V70H263ZM4 72H7V70L4 71ZM14 72H15V71H14ZM42 72H43V71H42ZM60 72H62V71H59V73H60ZM72 72H74V71H72ZM100 72H101V71H100ZM147 72H148V71H147ZM182 72H184V71H182ZM7 73H9V72H7ZM17 73H18V72H17ZM33 73H34V72H33ZM35 73H37V72H35ZM47 73H49V72H47ZM47 73H46V74H47ZM51 73H52V72H51ZM54 73H55V72H54ZM63 73H64V72H63ZM70 73H71V72H70ZM70 73H67V74H70ZM74 73H75V72H74ZM85 73H86V72H85ZM90 73H91V72H90ZM96 73H97V72H96ZM96 73H95V74H96ZM130 73H131V72H130ZM145 73H146V72H145ZM145 73H144V74H145ZM198 73H199V72H198ZM202 73H204V72H202ZM210 73H211V72H210ZM226 73H227V72H226ZM236 73H237V72H236ZM236 73H235V74H236ZM31 74H32V72H31ZM38 74H39V72H38ZM40 74H41V73H40ZM43 74H44V73H43ZM60 74L62 75V73H60ZM65 74H66V73H65ZM67 74H66V75H67ZM75 74H76V73H75ZM79 74L82 75L81 73H79ZM97 74H98V73H97ZM102 74H103V73H102ZM104 74H105V73H104ZM120 74H121V72H120ZM160 74H161V73H160ZM186 74H187V73H186ZM192 74H193V73H192ZM216 74H218V73H216ZM228 74H229V72H228ZM3 75H4V74H3ZM9 75H10V73H9ZM9 75H8V76H9ZM52 75H53V74H52ZM54 75H55V74H54ZM57 75H58V74H57ZM70 75H71V74H70ZM70 75H69V76H70ZM77 75H78V74H77ZM83 75H85V74H83ZM105 75H106V74H105ZM134 75H135V74H133V76H134ZM173 75H174V74H173ZM173 75H172V76H173ZM182 75H183V73H182ZM198 75H199V74H198ZM208 75H209V74H208ZM220 75H221V73H220ZM222 75H223V74H222ZM222 75H221V76H222ZM238 75H239V74H238ZM238 75H237V76H238ZM243 75H244V74H243ZM5 76H6V74H5ZM13 76H14V75H13ZM31 76H32V75H31ZM36 76H37V75H36ZM95 76H96V75H95ZM119 76H120V75H119ZM122 76H123V75H122ZM124 76H125V75H124ZM124 76H123V77H124ZM133 76H132V77H133ZM153 76H154V75H153ZM157 76H159V75H157ZM188 76H189V75H188ZM194 76H195V75H194ZM200 76H201V75H200ZM206 76H207V75H206ZM215 76H216V75H215ZM223 76H224V75H223ZM24 77H25V76H24ZM27 77H30V76H27ZM39 77H40V76H39ZM39 77H38V80H39ZM56 77H57V76H56ZM56 77H55V79H56ZM61 77H62V76H61ZM71 77H72V76H71ZM97 77H98V76H97ZM115 77H116V76H115ZM120 77H121V76H120ZM144 77H145V76H144ZM155 77H156V76H155ZM155 77H153V78H155ZM201 77H202V76H201ZM201 77H200V79H201ZM210 77H211V76H210ZM226 77H227V76H226ZM245 77H246V76H245ZM5 78H6V77H5ZM5 78H4V79H5ZM10 78H11V77H10ZM30 78H31V77H30ZM33 78H34V77H33ZM72 78H73V77H72ZM90 78H91V77H90ZM224 78H225V77H224ZM236 78H237V77H236ZM246 78H247V77H246ZM59 79H60V78H59ZM68 79H69V78H66V80H68ZM73 79H74V78H73ZM92 79H93V77H92ZM100 79H102V77H100ZM117 79H118V78H117ZM137 79H138V78H137ZM145 79H146V77L144 78V80H145ZM148 79H149V78H148ZM173 79H174V78H173ZM180 79H181V78H180ZM194 79H195V78H194ZM221 79H222V78H221ZM225 79H226V78H225ZM2 80H3V79H2ZM13 80H14V79H13ZM21 80H22V79H21ZM27 80H28V79H27ZM45 80H46V79H45ZM47 80H48V79H47ZM51 80H52V79H51ZM62 80H63V79H62ZM81 80H82V79H80V81H81ZM97 80H98V79H97ZM102 80H103V79H102ZM106 80H107V77H106ZM125 80H126V79H125ZM133 80H134V79H133ZM161 80H162V79H161ZM198 80H199V79H198ZM230 80L232 81V79H230ZM6 81H7V79H6ZM23 81H24V80H23ZM30 81H31V80L29 79V83H30ZM36 81H37V80H36ZM36 81H35V82H36ZM41 81L43 82L42 79H41ZM52 81H54V80H52ZM56 81H57V80H56ZM60 81H61V80H60ZM60 81H59V82H60ZM64 81H65V80H64ZM91 81H93V80H91ZM104 81H105V80H104ZM115 81H116V80H115ZM119 81H120V79H119ZM136 81H137V80H136ZM148 81H150V80H148ZM171 81H172V80H171ZM178 81H179V80H178ZM203 81H204V80H203ZM208 81H209V80H208ZM217 81H218V79H217ZM217 81H216V82H217ZM254 81H255V80H254ZM3 82H4V81H3ZM3 82H2V83H3ZM14 82H15V81H14ZM18 82H20V81H18ZM32 82H33V81H32ZM35 82H34V83H35ZM49 82H50V81H49ZM82 82H83V81H82ZM96 82H97V81H96ZM98 82H99V81H98ZM128 82H129V80H128ZM150 82H151V81H150ZM150 82H149V83H150ZM152 82H154V81L152 80ZM157 82H158V81H157ZM162 82H163V81H162ZM189 82H190V81H189ZM191 82H192V81H191ZM216 82H214V83H216ZM229 82H230V81H229ZM233 82H234V81H233ZM241 82H242V81H241ZM241 82H240V83H241ZM262 82H263V81H262ZM262 82H261V84H262ZM21 83H23L22 85H24V82H21ZM29 83L27 82L28 85H31V84H29ZM62 83H63V82H62ZM89 83H90V82H89ZM92 83H93V82H92ZM134 83H135V82H134ZM136 83H137V82H136ZM143 83H144V82H143ZM149 83H148V84H149ZM154 83H155V82H154ZM168 83H169V82H168ZM204 83H205V82H204ZM204 83H203V84H204ZM242 83H243V82H242ZM14 84H15V83H14ZM35 84H36V83H35ZM39 84H40V82H39ZM57 84H58V83H56L55 85H57ZM87 84H88V83H87ZM145 84H147V83H145ZM151 84L153 85V83H150V85H151ZM155 84H156V83H155ZM172 84H173V83H172ZM205 84H206V83H205ZM1 85H2V84H1ZM19 85H21V84H19ZM51 85H52V84H51ZM75 85H76V84H75ZM81 85H82V84H81ZM96 85H97V83H96ZM109 85H111V84L109 83ZM136 85H137V84H136ZM159 85H160V84H159ZM167 85H168V84H167ZM173 85H174V84H173ZM200 85H201V82H200ZM254 85H255V84H254ZM259 85H260V84H259ZM25 86H26V85H25ZM64 86H65V85H64ZM123 86H124V85H123ZM129 86H130V85H129ZM138 86H139V85H138ZM148 86H149V85H148ZM153 86H154V85H153ZM155 86H156V85H155ZM163 86H164V85H163ZM181 86H182V85H181ZM223 86H225V85H223ZM227 86H228V85H227ZM237 86H239V85H237ZM241 86H242V85H241ZM244 86H245V84L243 85V88H244ZM3 87H4V86H3ZM28 87H31V86H28ZM51 87H52V86H51ZM59 87H61V85H60ZM66 87H67V86H66ZM78 87H79V85H78ZM83 87H84V86H83ZM216 87H217V86H216ZM245 87H246V86H245ZM248 87H249V86H248ZM252 87H253V86H252ZM256 87H257V86H256ZM256 87H255V88H256ZM4 88H5V87H4ZM4 88H3V89H4ZM15 88H16V87H15ZM71 88H72V87H71ZM89 88L91 89V88H92V85H91V87H89ZM89 88H88V90H89ZM136 88H137V87H136ZM172 88H173V87H172ZM176 88H177V87H176ZM176 88H175V89H176ZM195 88H196V87H195ZM205 88H206V87H205ZM226 88H227V87H226ZM0 89H1V87H0ZM17 89H18V88H17ZM19 89H20V87H19ZM19 89H18V91H19ZM22 89L25 90L24 87H23ZM59 89H60V88H59ZM85 89H86V88H85ZM139 89H140V88H138V90H139ZM175 89H174V90H175ZM191 89H192V88H191ZM210 89H211V88H210ZM236 89H237V88H236ZM244 89H245V88H244ZM20 90H21V89H20ZM27 90H28V91H31L30 89H27ZM37 90H39V89H37ZM45 90H46V88H45ZM63 90H64V89H63ZM78 90H79V89H78ZM80 90H81V89H80ZM91 90H92V89H91ZM102 90H103V89H102ZM130 90H131V89H129V91H130ZM138 90H137V91H138ZM181 90H182V89H181ZM203 90H204V88H203ZM203 90H202V91H203ZM257 90H258V89H257ZM10 91H11V90H10ZM53 91H54V89H53ZM72 91H73V90H72ZM82 91H83V90H82ZM94 91H95V90H94ZM113 91H114V90H113ZM115 91H116V90H115ZM195 91L197 92V90H195ZM195 91H194V92L192 91V94H193V95H192V94H191V95H192L193 97H196V96H197V93H196ZM200 91H201V90H200ZM214 91H215V90H214ZM249 91H250V90H249ZM249 91H248V93H249ZM13 92H14V91H13ZM25 92H26V90H25ZM35 92H36V91H35ZM37 92H38V91H37ZM39 92H40V91H39ZM56 92H57V91H56ZM64 92H65V91H64ZM73 92H74V91H73ZM111 92H112V91H111ZM133 92H134V91H133ZM142 92H143V91H142ZM160 92H161V91H160ZM163 92H164V91H162V93H163ZM184 92H185V91H184ZM187 92H188V91H187ZM222 92H223V91H222ZM254 92H255V91H254ZM263 92H264V91H263ZM17 93H18V92H17ZM20 93H21V92H20ZM22 93H23V91H22ZM28 93H29V92H28ZM30 93H31V92H30ZM48 93H49V92H48ZM58 93H59V92H58ZM80 93H81V92H80ZM174 93H175V91H174ZM212 93H213V92H212ZM218 93H219V92H218ZM18 94H19V93H18ZM34 94H35V93H34ZM39 94H40V93H39ZM56 94H57V93H56ZM77 94H78V92H77ZM157 94H158V92H157ZM179 94H181V93L179 92ZM210 94H211V93H210ZM249 94H250V93H249ZM249 94H248V96H249ZM253 94H254V93H253ZM261 94H262V93H261ZM10 95H11V93H10ZM10 95H9V96H10ZM12 95H13V94H12ZM26 95H27V94H26ZM35 95H36V94H35ZM57 95H58V94H57ZM65 95H66V94H65ZM81 95H83V94H81ZM134 95H135V94H134ZM138 95H139V94H138ZM187 95H188V94H187ZM227 95H229V94H227ZM230 95H231V94H230ZM230 95H229V96H230ZM246 95H247V94H246ZM250 95H251V94H250ZM256 95H257V94H256ZM262 95H263V94H262ZM19 96H20V95H19ZM19 96H18V97H19ZM30 96H31V95H30ZM36 96H37V95H36ZM45 96H46V95H45ZM47 96H49V95H47ZM52 96H53V94H52ZM66 96H67V95H66ZM95 96H96V95H95ZM139 96H140V95H139ZM141 96H142V95H141ZM160 96H161V95H160ZM181 96H182V95H181ZM188 96H189V95H188ZM198 96H199V94H198ZM212 96H213V95H212ZM212 96H211V97H212ZM224 96H225V95H224ZM258 96H259V95H258ZM263 96H264V95H263ZM11 97H12V96H11ZM11 97H10V98H11ZM14 97H15V96H14ZM16 97H17V96H16ZM34 97H35V96H34ZM37 97H38V96H37ZM42 97H43V96H42ZM57 97H58V96H57ZM67 97H68V96H67ZM67 97H66V99H67ZM131 97H133V96H131ZM164 97H165V96H164ZM200 97H201V96H200ZM204 97H206V96H204ZM208 97H210V96H208ZM260 97H261V96H260ZM51 98H52V97H51ZM72 98H73V97H72ZM72 98H71V99H72ZM90 98H92V97H90ZM117 98H118V96H117ZM129 98H130V97H129ZM187 98H188V97H187ZM253 98H254V97H253ZM253 98H251V99H253ZM6 99H7V97H6ZM32 99H34V98H32ZM36 99H37V98H36ZM58 99H59V98H58ZM82 99H83V98H82ZM132 99H133V98H132ZM140 99H141V98H140ZM140 99H139V100H140ZM170 99H171V98H170ZM189 99H190V98H189ZM193 99H194V98H193ZM201 99H202V98H201ZM201 99H200V100H201ZM232 99H233V98H232ZM16 100H22V99H20V97H19V98L16 99ZM24 100H25V99H24ZM34 100H35V99H34ZM90 100H91V99H90ZM120 100H121V99H120ZM171 100H172V99H171ZM182 100H183V99H182ZM187 100H188V99H187ZM194 100H195V99H194ZM241 100H242V99H241ZM10 101H11V100H10ZM54 101H55V100H54ZM73 101H74V100H73ZM86 101H87V100H86ZM88 101H89V100H88ZM176 101H177V100H176ZM205 101H206V100H205ZM225 101H226V100H225ZM12 102H13V101H12ZM29 102H30V101H29ZM32 102H33V101H32ZM44 102H45V101H44ZM112 102H113V101H112ZM140 102H142V100H141ZM219 102H220V101H219ZM236 102H237V101H236ZM248 102H249V100H248ZM250 102H251V100H250ZM250 102H249V103H250ZM253 102H254V100H253ZM9 103H10V102H9ZM9 103L7 102L6 104H9ZM16 103H17V102H16ZM68 103H69V102H68ZM68 103H67V104H68ZM73 103H74V102H73ZM113 103H114V102H113ZM119 103H120V102H119ZM168 103H169V102H168ZM174 103H175V102H174ZM188 103H189V102H188ZM192 103H193V102H192ZM192 103H191V104H192ZM224 103H225V102H224ZM10 104H11V103H10ZM14 104H15V103H14ZM19 104L21 105V103H19ZM58 104H59V107H60V105H61L60 102H59ZM75 104H76V103H75ZM108 104H109V103H108ZM116 104H117V103H116ZM116 104H115V105H116ZM141 104H142V103H141ZM164 104H165V103H164ZM209 104H210V103H209ZM212 104H213V103H212ZM218 104H220V103H218ZM222 104H223V103H222ZM226 104H227V103H226ZM244 104H245V103H244ZM250 104H253V103L251 102ZM3 105H4V104H3ZM29 105H30V104H29ZM71 105H72V104H71ZM112 105H113V104H112ZM134 105H135V104H134ZM138 105H140V103H139ZM171 105H172V104H171ZM178 105H179V104H178ZM181 105H183V104L181 103ZM202 105H204V104H202V102H201V103H199V101H198V102H194V106L197 107L196 109H199ZM16 106H17V105H16ZM74 106H75V105H74ZM174 106H175V105H174ZM174 106H173V107H174ZM183 106H184V105H183ZM188 106H189V105H188ZM192 106H193V105H192ZM194 106H193L192 108H194ZM245 106H246V105H245ZM248 106H249V105H248ZM252 106H253V105H252ZM257 106H258V105H257ZM18 107H19V106H18ZM25 107H29V106L27 105V106H25ZM41 107H42V106H41ZM54 107H55V106H54ZM56 107H57V106H56ZM61 107H62V106H61ZM61 107H60V108H61ZM79 107H80V106H79ZM101 107H102V106H101ZM103 107H104V105H103ZM114 107H115V106H114ZM141 107H142V106H141ZM173 107H172V108H173ZM215 107H216V106H215ZM9 108H11V107H9ZM29 108H30V107H29ZM39 108H40V107H39ZM70 108H71V107H70ZM157 108H158V107H157ZM175 108H176V107H175ZM201 108H202V107H201ZM201 108H200V111H201ZM245 108H246V107H245ZM245 108H244V109H245ZM252 108H253V107H252ZM15 109H16V108H15ZM20 109H21V107H20ZM22 109H23V108H22ZM26 109H27V108H26ZM64 109H65V108H64ZM72 109H73V108H72ZM116 109H117V108H116ZM148 109H149V108H148ZM153 109H154V108H153ZM153 109H152V110H153ZM168 109H169V108H168ZM173 109H174V108H173ZM219 109H221V108L219 107ZM260 109H261V108H260ZM10 110H11V109H10ZM69 110H70V109H69ZM104 110H105V109H104ZM117 110H118V109H117ZM186 110H188L189 113H192V114H194V112H195V109H191V110H190V109H186ZM192 110H193V112H192ZM206 110H207V109H206ZM223 110H224V109H223ZM262 110H263V109H262ZM20 111H22V110H20ZM27 111H28V109H27ZM65 111H66V110H65ZM78 111H79V110H78ZM134 111H135V110H134ZM168 111H169V110H168ZM179 111H180V110H179ZM190 111H191V112H190ZM200 111L197 113V110H196V112H195V113H197L198 118L201 116L200 113H202V111H201V112H200ZM60 112H61V110H60ZM79 112H80V111H79ZM113 112H114V111H113ZM128 112H129V111H128ZM157 112H158V111H157ZM157 112H156V113H157ZM159 112H161V111H159ZM169 112H170V111H169ZM173 112H174V111H173ZM186 112H187V111H186ZM208 112H209V111H208ZM212 112H213V111H212ZM251 112H252V111H251ZM9 113H10V112H9ZM16 113H17V111H16ZM21 113H22V112H21ZM23 113H26V112H23ZM38 113H39V112H38ZM44 113H46V112H44ZM50 113H51V112H50ZM62 113H63L64 115L66 114V112H62ZM62 113H61V114H62ZM116 113H117V112H116ZM126 113H127V112H126ZM156 113H154V115H155ZM163 113H164V112H163ZM2 114H3V113H2ZM17 114H18V113H17ZM137 114H138V113H137ZM174 114H175V113H174ZM181 114H182V112H181ZM218 114H219V112H218ZM256 114H257V112H256ZM263 114H264V113H263ZM11 115H12V114H11ZM66 115H67V114H66ZM66 115H65V116H66ZM131 115H132V114H131ZM163 115H165V113H164ZM172 115H173V114H172ZM194 115L196 116V114H194ZM203 115H204V114H203ZM203 115H202L201 117H204L206 121H207V118L210 117V116H208V114L205 115V116H203ZM220 115H221V113H220ZM259 115L262 116V113H260ZM46 116H47V115H46ZM133 116H134V114H133ZM148 116H149V115H148ZM156 116H157V115H156ZM212 116H213V114H212ZM252 116H253V115H252ZM252 116H251V117H252ZM260 116H259V117H260ZM50 117H51V116H50ZM79 117H80V116H79ZM116 117H117V116H116ZM144 117H145V116H144ZM149 117H150V116H149ZM154 117H155V116H154ZM154 117H153V118H154ZM166 117H167V116H166ZM201 117H200V118H201ZM237 117H238V116H237ZM237 117H236V118H237ZM245 117H246V116H245ZM245 117H244V118H245ZM249 117H250V116H249ZM255 117H256V115H255ZM8 118H9V117H8ZM10 118H11V117H10ZM10 118H9V119H10ZM15 118H16V117H15ZM63 118H64V117H63ZM63 118H62V119H63ZM88 118H89V117H88ZM140 118H141V117H140ZM182 118H183V117H182ZM185 118H186V117H185ZM193 118H194V117H193ZM204 118H201V119L203 120ZM247 118H248V117H247ZM40 119H41V118H40ZM64 119H65V118H64ZM128 119H129V118H128ZM145 119H146V118H145ZM150 119H151V117H150ZM156 119H157V118H156ZM188 119H189V118H188ZM231 119H232V118H231ZM12 120H13V119H12ZM46 120H47V118H46ZM66 120H67V119H66ZM133 120H134V119H133ZM136 120H137V119H136ZM143 120H144V118H143ZM154 120H155V119H154ZM190 120H191V119H190ZM196 120H197V119H196ZM245 120H246V119H245ZM260 120H262L261 117H260ZM15 121H16V120H15ZM15 121L13 120L12 122H15ZM17 121H18V120H17ZM101 121H102V120H101ZM140 121H141V120H140ZM152 121H153V120H152ZM229 121H230V120H229ZM248 121H249V120H248ZM254 121H255V120H254ZM3 122H4V121H3ZM3 122H2V123H3ZM9 122H10V121H9ZM37 122H38V121H37ZM72 122H73V121H72ZM72 122H71V124H72ZM78 122H79V121H78ZM86 122H87V121H86ZM96 122H97V121H96ZM127 122H128V121H127ZM132 122H133V121H132ZM135 122H136V121H135ZM144 122H145V121H144ZM150 122H151V121H150ZM154 122H155V121H154ZM173 122H174V121H173ZM186 122H187V121H186ZM201 122H202V121H201ZM209 122H210V120H209ZM258 122H259V121H258ZM22 123H23V122H22ZM22 123H21V124H22ZM24 123H25V122H24ZM28 123H29V122H28ZM52 123H53V122H52ZM94 123H95V122H94ZM98 123H99V122H98ZM120 123H121V122H120ZM125 123H126V121H125ZM136 123L139 124V121L136 122ZM199 123H200V122H199ZM260 123H261V121H260ZM40 124H42V123H40ZM71 124H70L69 126H71ZM78 124H79V123H78ZM149 124H150V123H149ZM177 124H178V123H177ZM223 124H224V123H223ZM251 124H252V122H251ZM253 124H254V123H253ZM35 125H36V124H35ZM146 125H147V124H146ZM146 125H145V126H146ZM182 125H183V124H182ZM182 125H181V126H182ZM195 125H196V124H195ZM249 125H250V124H249ZM254 125L256 126V124H254ZM0 126H1V123H0ZM46 126H47V125H46ZM111 126H112V125H111ZM115 126H116V125H115ZM150 126H151V125H150ZM154 126H155V125H154ZM216 126H217V125H216ZM232 126H233V125H232ZM242 126H243V125H242ZM19 127H20V124H19ZM41 127H42V126H41ZM41 127H40V128H41ZM55 127H56V126H55ZM112 127H113V126H112ZM120 127H121V125H120ZM129 127H130V126H129ZM132 127H133V126H132ZM156 127H157V126H156ZM183 127H184V126H183ZM186 127H187V126H186ZM225 127H226V126H225ZM234 127H235V126H234ZM236 127H237V126H236ZM36 128H37V127H36ZM42 128H43V127H42ZM46 128H47V127H46ZM48 128H49V127H48ZM70 128H71V127H70ZM108 128H109V127H108ZM108 128H107V129H108ZM135 128H136V126H135ZM163 128H164V127H163ZM229 128H230V127H229ZM232 128H233V127H232ZM240 128H241V127H240ZM243 128H244V127H243ZM243 128H242V129H243ZM11 129H12V128H11ZM73 129H74V128H73ZM76 129H77V128H76ZM133 129H134V128H133ZM145 129H146V128H145ZM148 129H149V128H148ZM175 129H176V128H175ZM234 129H235V128H234ZM237 129H238V127H237ZM242 129H241V130H242ZM45 130H46V129H45ZM54 130H55V129H54ZM71 130H72V129H71ZM114 130H115V129H114ZM117 130H118V129H117ZM124 130H125V129H124ZM130 130H131V129H130ZM170 130H171V129H170ZM238 130H239V129H238ZM256 130H257V129H256ZM258 130H259V129H258ZM47 131H48V130H47ZM120 131H121V130H120ZM139 131H140V130H139ZM145 131H146V130H145ZM147 131H148V130H147ZM150 131H151V130H150ZM202 131H203V130H201L200 132L202 133ZM239 131H240V130H239ZM239 131H238V132H239ZM38 132H39V131H38ZM43 132H44V131H43ZM54 132H55V131H54ZM74 132H75V131H74ZM76 132H77V131H76ZM86 132H87V131H86ZM93 132H94V131H93ZM95 132H96V131H95ZM97 132H98V131H97ZM123 132H124V131H123ZM152 132H153V131H152ZM160 132H161V131H160ZM169 132H170V131H169ZM242 132H244V131L242 130ZM247 132H248V131H247ZM247 132H246V133H247ZM263 132H264V131H263ZM78 133H79V132H78ZM132 133H133V131H132ZM156 133H157V132H156ZM166 133H167V132H166ZM204 133H205V137H206V134H207V133H206V132H203V134H204ZM217 133H218V132H217ZM5 134H6V133H5ZM109 134H110V132H109ZM126 134H127V133H126ZM126 134H125V135H126ZM135 134H136V132L134 133V135H135ZM150 134H152V133H150ZM179 134H180V133H179ZM228 134H229V133H228ZM251 134H252V133H251ZM251 134H250V135H251ZM3 135H4V134H3ZM47 135H48V134H47ZM123 135H124V134H123ZM128 135H129V134H128ZM128 135H127V137H128ZM132 135H133V134H132ZM142 135H143V134H142ZM208 135H209V134H208ZM240 135H241V134H240ZM252 135H253V134H252ZM255 135H256V134H255ZM259 135H260V134H259ZM261 135H262V134H261ZM78 136H79V135H78ZM92 136H93V135H92ZM108 136H109V135H108ZM203 136H204V135H203ZM244 136H245V135H244ZM0 137H1V136H0ZM43 137H44V136H43ZM100 137H101V136H100ZM109 137H110V136H109ZM130 137H131V135H130ZM147 137H148V136H147ZM147 137H146V138H147ZM212 137H213V136H212ZM249 137L252 138L251 136H249ZM259 137H260V136H259ZM5 138H6V137H5ZM41 138H42V137H41ZM44 138H45V137H44ZM46 138H47V137H46ZM66 138H67V137H66ZM95 138H96V137H95ZM120 138H121V137H120ZM138 138H139V137H138ZM138 138H137V139H138ZM140 138H141V137H140ZM140 138H139V139H140ZM260 138H261V137H260ZM48 139H50V138H48ZM56 139H57V138H56ZM117 139H118V137H117ZM121 139H122V138H121ZM142 139H143V138H142ZM161 139H162V138H161ZM237 139H238V138H237ZM256 139H257V138H256ZM263 139H264V138H263ZM37 140H38V139H37ZM52 140H53V139H52ZM101 140H102V139H101ZM144 140H145V139H144ZM151 140H153V139L151 138ZM166 140H167V139H166ZM168 140H169V138H168ZM188 140H189V139H188ZM230 140H233V139H230ZM253 140H255V139H253ZM41 141H42V140H41ZM86 141H87V140H86ZM129 141H130V140H129ZM133 141H134V140H133ZM142 141H143V140H142ZM145 141H148V140H145ZM198 141H199V140H198ZM210 141H211V140H210ZM220 141H221V140H220ZM243 141H244V140H243ZM0 142H1V141H0ZM10 142H11V141H10ZM10 142H9V143H10ZM71 142H72V141H71ZM81 142H82V141H81ZM101 142H102V141H101ZM124 142H125V141H124ZM138 142H139V141H138ZM180 142H181V141H180ZM186 142H187V141H186ZM218 142H219V141H218ZM218 142H217V143H218ZM254 142H255V141H254ZM260 142H261V141H260ZM48 143H49V141H48ZM107 143H108V142H107ZM122 143H123V142H122ZM122 143H120V144H122ZM160 143H161V142H160ZM169 143H170V142H169ZM195 143H196V142H195ZM213 143H214V141H213ZM250 143H251V142H250ZM257 143H258V142H257ZM257 143H256V144H257ZM263 143H264V142H263ZM35 144H36V143H35ZM54 144H55V143H54ZM54 144H52V145H54ZM59 144H60V143H59ZM64 144H65V143H64ZM131 144H132V143H131ZM141 144H142V143H141ZM145 144H147V143H145ZM148 144H149V143H148ZM164 144H165V143H164ZM206 144H207V143H206ZM220 144H221V143H220ZM229 144H230V143H229ZM231 144H232V143H231ZM259 144H260V143H259ZM50 145H51V144H50ZM81 145H82V144H81ZM101 145H102V144H101ZM112 145H113V144H112ZM125 145H126V144H125ZM161 145H163V144H161ZM170 145H171V144H170ZM176 145H177V144H176ZM192 145H193V144H192ZM197 145H198V144H197ZM202 145H203V144H202ZM202 145H201V146H202ZM226 145H227V144H226ZM261 145H262V143H261ZM4 146H5V144H4ZM43 146H44V144H43ZM92 146H93V145H92ZM118 146H119V144H118ZM147 146H148V145H147ZM153 146H154V145H153ZM165 146H166V145H165ZM165 146H164V147H165ZM171 146H172V145H171ZM241 146H242V145H241ZM246 146H247V145H246ZM251 146H252V145H251ZM262 146H263V145H262ZM36 147H37V146H36ZM85 147H86V146H85ZM99 147H100V146H99ZM110 147H111V146H110ZM150 147H151V146H150ZM173 147H174V146H173ZM212 147H213V146H212ZM243 147H244V146H243ZM259 147H260V145H259ZM49 148H50V147H49ZM60 148H62V147H60ZM67 148H68V147H67ZM73 148H74V147H73ZM77 148H78V147H77ZM116 148H117V147H116ZM143 148H144V147H143ZM156 148H158V147H156ZM168 148H169V147H168ZM176 148H177V147H176ZM180 148H181V146H180ZM256 148H257V147H256ZM260 148H261V147H260ZM263 148H264V147H263ZM2 149H3V146H2ZM28 149H29V148H28ZM117 149H118V148H117ZM145 149H146V148H145ZM147 149H149V148H147ZM150 149H151V148H150ZM194 149H195V148H194ZM199 149H200V148H199ZM221 149H222V148H221ZM231 149H232V148H231ZM237 149H239V148H237ZM30 150H31V149H30ZM59 150H60V149H59ZM68 150H69V149H68ZM79 150H80V149H79ZM119 150H120V149H119ZM133 150H134V149H133ZM227 150H228V149H227ZM247 150H248V149H247ZM255 150H256V149H255ZM27 151H28V150H27ZM37 151H38V150H37ZM48 151H49V150H48ZM138 151H139V150H138ZM151 151H153V150L151 149ZM175 151H176V150H175ZM178 151H179V150H178ZM178 151H177V152H178ZM194 151H195V150H194ZM215 151H216V150H215ZM215 151H214V152H215ZM233 151H234V150H233ZM251 151H252V150H251ZM257 151H258V149H257ZM46 152H47V151H46ZM111 152H112V151H111ZM142 152H143V151H142ZM160 152H161V150H160ZM212 152H213V151H212ZM225 152H226V151H225ZM261 152H262V151H261ZM8 153H9V152H8ZM67 153H68V152H67ZM67 153H66V154H67ZM70 153H71V152H70ZM85 153H86V152H85ZM104 153H105V152H104ZM113 153H114V152H113ZM136 153H137V152H136ZM149 153H150V152H149ZM153 153H154V152H153ZM153 153H152V154H153ZM167 153H168V152H167ZM236 153H237V152H236ZM243 153H244V152H243ZM132 154H133V153H132ZM144 154H145V153H144ZM155 154H156V153H155ZM158 154H159V153H158ZM188 154H189V153H188ZM190 154H191V152H190ZM205 154H206V153H205ZM224 154H225V153H224ZM227 154H229V153H227ZM227 154H226V155H227ZM256 154H257V156H258V153H256ZM27 155H28V154H27ZM36 155H37V154H36ZM40 155H41V154H40ZM48 155H49V154H48ZM82 155H83V154H82ZM125 155H126V154H125ZM146 155H147V154H146ZM254 155H255V154H254ZM17 156H18V155H17ZM106 156H107V155H106ZM123 156H124V155H123ZM176 156L178 157V154H177ZM176 156H175V157H176ZM183 156H184V155H183ZM250 156H252V155H250ZM51 157H52V156H51ZM51 157L49 158L50 160H51ZM58 157H59V156H58ZM65 157H66V156H65ZM85 157H86V156H85ZM127 157H128V156H127ZM146 157H147V156H146ZM146 157H145V158H146ZM152 157H153V155H152ZM152 157H150V159H151ZM227 157H228V156H227ZM248 157H249V156H248ZM17 158H18V157H17ZM17 158H16V159H17ZM20 158H21V157H20ZM37 158H39V157H37ZM37 158H36V159H37ZM82 158H83V156H82ZM99 158H100V157H99ZM108 158H109V157H108ZM134 158H135V156H134ZM138 158H139V157H138ZM141 158H142V157H141ZM143 158H144V157H143ZM143 158H142V159H143ZM147 158H148V157H147ZM249 158H250V157H249ZM255 158H257V157H255ZM255 158H254V159H255ZM14 159H15V158H14ZM43 159H44V156H43ZM117 159H118V158H117ZM136 159H137V158H136ZM142 159H141V160H142ZM152 159H153V158H152ZM225 159H226V158H225ZM250 159H251V158H250ZM50 160H47V161H50ZM56 160H57V159H56ZM66 160H67V159H66ZM101 160H102V159H101ZM153 160H155V159H153ZM236 160H237V159H236ZM35 161H36V160H35ZM53 161L56 162L55 160H53ZM59 161H61V160H59ZM62 161H63V160H62ZM82 161H83V160H82ZM98 161H99V160H98ZM98 161H97V162H98ZM102 161H103V160H102ZM102 161H101V162H102ZM138 161H139V160H138ZM145 161H146V160H145ZM157 161H158V160H157ZM227 161H228V159H227ZM245 161H246V160H245ZM249 161H250V160H249ZM254 161H255V160H254ZM21 162H22V161H21ZM51 162H52V161H51ZM94 162H95V161H94ZM106 162H107V161H106ZM118 162H119V161H118ZM129 162H130V160H129ZM141 162L143 163V161H141ZM177 162H178V161H177ZM177 162H176V163H177ZM179 162H180V161H179ZM189 162H190V161H189ZM207 162H208V161H207ZM211 162H212V161H211ZM236 162H237V161H236ZM239 162H240V160H239ZM73 163H74V162H73ZM73 163H72V164H73ZM86 163H87V162H86ZM103 163H104V162H103ZM115 163H116V162H115ZM148 163H150V162H148ZM158 163H159V162H158ZM186 163H187V162L185 161V164H186ZM191 163H192V162H191ZM229 163H230V162H229ZM245 163H246V162H245ZM256 163H257V162H256ZM259 163H260V162H259ZM259 163L257 164V165H258L257 168L260 167V166H259ZM262 163H263V162H262ZM37 164H38V163H37ZM49 164H50V162H49ZM53 164H55V163H53ZM57 164H58V163H57ZM61 164H63V163H61ZM76 164H77V163H76ZM94 164H95V163H94ZM123 164H124V163H123ZM173 164H175V163H173ZM179 164H180V163H179ZM225 164H226V163H225ZM249 164H250V163H249ZM260 164H261V163H260ZM19 165H20V164H19ZM91 165H92V164H91ZM128 165H130V164L128 163ZM165 165H166V164H165ZM167 165H169V164H167ZM191 165H192V164H191ZM230 165H231V164H230ZM61 166H63V165H61ZM71 166H72V165H71ZM71 166H70V167H71ZM87 166H88V165H87ZM95 166H96V165H95ZM98 166H99V165H98ZM133 166H134V165H133ZM150 166H151V164H150ZM181 166H183V165L181 164ZM255 166H256V165H255ZM261 166H262V165H261ZM14 167H15V166H14ZM50 167H51V166H50ZM65 167H66V166H65ZM72 167H73V166H72ZM104 167H105V166H104ZM152 167H153V166H152ZM162 167H163V166H162ZM205 167H206V166H205ZM11 168H12V167H11ZM11 168H10V169H11ZM53 168H54V167H53ZM76 168H77V167H76ZM80 168H81V167H80ZM83 168H84V167H83ZM101 168H102V167H100V169H101ZM122 168H123V167H122ZM129 168H130V167H129ZM140 168H141V167H140ZM140 168H139V171H140ZM144 168H145V167H144ZM172 168H173V167H172ZM178 168H180V167L178 166ZM186 168H187V167H186ZM227 168H228V167H227ZM100 169H99V170H100ZM103 169H104V168H103ZM103 169H102V170H103ZM105 169H106V168H105ZM124 169H125V167H124ZM127 169H128V168H127ZM167 169H168V168H167ZM198 169H199V168H198ZM198 169H197V170H198ZM255 169H256V168H255ZM261 169H262V168H261ZM7 170H8V169H7ZM37 170H38V169H37ZM42 170H43V169H42ZM46 170H47V169H46ZM52 170H53V169H52ZM56 170H57V169H56ZM69 170H70V169H69ZM71 170H74V169H71ZM99 170H98V171H99ZM107 170H108V169H107ZM107 170H106V171H107ZM119 170H120V169H119ZM137 170H138V169H137ZM179 170H180V169H179ZM183 170H184V169H183ZM229 170H230V169H229ZM62 171H63V170H62ZM110 171H111V170H109V172H110ZM120 171H121V170H120ZM164 171H165V170H164ZM198 171H199V170H198ZM208 171H209V170H208ZM227 171H228V170H227ZM16 172H17V171H16ZM57 172H58V171H57ZM68 172H69V171H68ZM77 172H78V171H77ZM85 172H86V171H85ZM94 172H95V171H94ZM112 172H113V171H112ZM123 172H124V171H123ZM135 172H136V171H135ZM155 172H156V171H155ZM161 172H162V171H161ZM174 172H175V171H174ZM250 172H251V171H249V174H250ZM34 173H35V172H34ZM47 173H48V172H47ZM47 173H46V174H47ZM71 173H72V172H71ZM79 173H80V172H79ZM91 173H92V172H91ZM101 173H102V172H101ZM113 173H114V172H113ZM130 173H131V172H130ZM142 173H143V172H142ZM172 173H173V172H172ZM201 173H202V172H201ZM211 173H213V172L211 171ZM11 174H12V173H11ZM13 174H14V173H13ZM13 174H12V176H13ZM57 174H58V173H57ZM68 174H69V173H68ZM75 174H77V173H74V174L72 175L73 178L78 179V178L80 177V175L77 174V175H78V176H77V175H75ZM81 174H82V173H81ZM105 174H106V172H105ZM120 174H121V173H120ZM134 174H135V173H134ZM136 174H137L138 177H139L140 174H138V173H136ZM170 174H171V173H170ZM202 174H203V173H202ZM215 174H216V173H215ZM235 174H236V173H235ZM238 174H239V173H238ZM53 175H54V174H53ZM55 175H56V174H55ZM59 175H60V174H59ZM59 175H58V176H59ZM61 175L63 176V175H64V172H63V174H61ZM74 175L77 176V177H75ZM85 175H86V174H85ZM98 175H99V174H98ZM98 175L96 174V178H97ZM100 175H101V174H100ZM111 175H112V174H111ZM122 175H123V174H122ZM122 175H121V176H122ZM130 175H131V174H130ZM181 175H182V174H181ZM181 175H180V176H181ZM194 175H195V174H194ZM18 176H19V175H18ZM32 176H33V175H32ZM36 176H37V175H36ZM41 176H42V174H41ZM46 176H47V175H46ZM46 176H44V177H46ZM62 176L59 177V178H62ZM64 176H65V177L67 176V177L65 178ZM64 176H63V178L66 179L65 183L68 182V180H69L68 183H70V184L73 183V186L76 187V186L78 185V183H75V180H74V179L71 180L72 176H71L70 174H69V176H68L67 173H66ZM90 176H91V175H90ZM104 176H105V175H104ZM108 176H109V175H108ZM117 176H118V175H117ZM126 176H127V175H126ZM135 176H136V175H135ZM140 176H141V175H140ZM160 176H161V175H160ZM213 176H214V175H213ZM247 176H248V174H247ZM255 176H256V175H255ZM16 177H17V176H16ZM47 177H48V176H47ZM133 177H134V176H133ZM141 177H142V176H141ZM163 177H165V176H163ZM167 177H168V176H167ZM201 177H202V176H201ZM13 178H14V176H13ZM33 178H34V177H33ZM69 178H70V179H69ZM83 178H84V177H83ZM83 178H82V181L85 179V178H84V179H83ZM96 178L93 179V182H94V183H95L96 181L99 180V179L97 180ZM98 178H99V177H98ZM114 178H115V177H114ZM122 178H124V177H122ZM131 178H132V177H131ZM194 178H195V177H194ZM198 178H199V177H198ZM210 178H211V177H210ZM235 178H236V177H235ZM248 178H249V177H248ZM19 179H21V178H19ZM27 179H28V178H27ZM36 179H37V178H36ZM39 179H40V178H39ZM67 179H68V180H67ZM103 179L105 180L106 177L103 178ZM103 179H102V180H103ZM159 179H160V178H159ZM202 179H203V178H202ZM214 179H215V177H214ZM239 179H240V178H239ZM1 180H2V179H1ZM28 180H29V179H28ZM28 180H27V182H28ZM37 180H38V179H37ZM42 180H43V179H42ZM57 180H59V182L57 181V183H62V184H64V182L60 181V179H57ZM78 180H81V178L78 179ZM86 180H87V179H86ZM91 180H92V179H91ZM95 180H96V181H95ZM115 180H116V179H115ZM123 180H124V179H123ZM125 180H126V179H125ZM181 180H182V179H181ZM252 180H253V179H252ZM258 180H259V178H258ZM261 180H262V179H261ZM13 181H14V180H13ZM15 181H16V180H15ZM54 181H55V180H54ZM70 181H71L72 183H71ZM88 181H89V180H88ZM107 181L109 182V180H107ZM107 181H106V182H107ZM113 181H114V180H113ZM127 181H128V180H127ZM158 181H159V180H158ZM206 181H207V180H206ZM210 181H211V180H210ZM3 182H4V181H3ZM6 182H7V181H6ZM32 182H33V181H32ZM44 182H45V181H44ZM84 182H85V181H84ZM115 182H116V181H115ZM130 182H131V181H130ZM159 182H160V181H159ZM181 182H183V181H181ZM202 182H203V181H202ZM212 182L215 183V181H212ZM245 182H246V181H245ZM252 182H253V181H251V183H252ZM260 182H262V181H260ZM54 183H56V182H54ZM68 183H67V184H68ZM85 183H86V182H85ZM90 183H91V182H90ZM97 183H98V182H97ZM102 183H103V182H102ZM131 183H132V182H131ZM228 183H229V182H228ZM32 184H35V183L33 182ZM50 184H51V183H50ZM74 184H76V185H74ZM80 184H81V183H80ZM100 184H101V183H100ZM113 184H114V183H113ZM115 184H117V183H115ZM123 184H124V182H123ZM132 184H133V183H132ZM148 184H149V183H148ZM192 184H193V183H192ZM199 184H200V183H199ZM230 184H232V183H230ZM20 185H21V184H20ZM35 185H36V184H35ZM37 185H38V184H37ZM40 185H41V184H40ZM55 185H57V184H55ZM90 185H91V184H90ZM104 185H105V184H104ZM111 185H112V184H111ZM125 185H126V184H125ZM188 185H189V184H188ZM201 185H202V183H201ZM244 185H245V183H244ZM249 185H250V184H248V186H249ZM261 185H262V184H261ZM17 186H19V184H17ZM21 186H22V185H21ZM30 186H31L30 189H36V187H37V186L34 187V185H33V186L30 185ZM45 186H46V185H45ZM45 186L42 187V189H41V188L39 189V190L41 191V192H40L41 196H42V192H43V191L45 192L46 190H49V189H47L48 187H47V186L45 187ZM48 186H49V184H48ZM60 186H62V185H60ZM83 186H84V185H81V186L78 185L77 187L80 188V189H82ZM94 186H95V185H94ZM106 186H107V184H106ZM115 186H117V185H115ZM121 186H122V185H121ZM160 186H161V185H160ZM226 186H227V185H226ZM7 187H8V186H7ZM54 187H55V186H54ZM66 187H67V186H66ZM92 187H93V186H92ZM96 187H98V186H96ZM96 187H93V188H96ZM124 187H126V186H124ZM167 187H168V186H167ZM171 187H172V186H171ZM230 187H231V186H230ZM230 187L228 186V188H230ZM27 188H28V187H27ZM49 188H50V187H49ZM58 188H59V186H58ZM107 188H109V187H107ZM119 188H120V187H119ZM135 188H136V187H135ZM144 188H145V187H144ZM161 188H162V187H161ZM175 188H176V187H175ZM195 188H196V187H195ZM199 188H200V187H199ZM236 188H238V187H236ZM236 188H235V189H236ZM252 188H253V187H252ZM4 189H5V188H4ZM7 189H8V188H7ZM7 189H6V191H7ZM16 189H17V188H16ZM43 189H44V190H43ZM45 189H46V190H45ZM50 189H52V187H51ZM85 189H86V185H85ZM90 189H91V188H90ZM96 189H98V188H96ZM102 189H103V188H102ZM132 189H133V188H132ZM139 189H141V188H139ZM184 189H185V187H184ZM216 189H218V188H216ZM22 190H23V189H22ZM26 190H27V189H26ZM39 190H38V189L35 190V191H38V195H40V194H39ZM69 190H70V189H69ZM71 190H72V189H71ZM87 190H88V189H87ZM98 190H99V189H98ZM98 190L95 191L94 196H96V197L98 196L99 198L102 197L103 199L106 198V197H103V196H105V194L102 193L103 191H101V188H100L99 191H98ZM105 190H107V189H105ZM115 190H118V189L115 188ZM119 190H120V189H119ZM156 190H157V189H156ZM156 190H155V191H156ZM173 190H174V189H173ZM176 190H177V189H176ZM189 190H190V188H189ZM195 190H196V189H195ZM226 190H227V189H226ZM226 190H225V191H226ZM230 190H231V189H230ZM255 190H256V189H255ZM3 191H4V190H3ZM12 191H13V190H12ZM16 191H17V190H16ZM18 191H19V190H18ZM56 191H57V190L54 189V190H50V191H48V192L46 191L44 194L46 195L47 193H49V194H47V195L52 196V197H53L54 195L58 194L59 197H58L57 195H56V197L59 198V200H60V197H61L62 194L59 195V193H54V192H56ZM72 191H73V190H72ZM72 191H71V192H72ZM107 191H108V190H107ZM112 191H113V190H112ZM128 191H130V190H128ZM147 191H148V189H147ZM163 191H164V190H163ZM165 191H166V190H165ZM167 191H168V190H167ZM250 191H251V189H250ZM25 192H26V191H25ZM30 192H31V191H30ZM67 192H68V191H67ZM73 192H74V191H73ZM79 192H80V191H79ZM105 192H106V191H105ZM123 192H124V190H123ZM132 192H133V191H132ZM132 192H130V193H132ZM143 192H144V191H143ZM177 192H178V190L176 191V194H177ZM200 192H201V191H200ZM228 192H229V191H228ZM235 192H236V191H235ZM256 192H258V194H259V191H256ZM7 193H8V192H7ZM15 193H16V192H15ZM21 193H22V192H21ZM52 193H53V194H52ZM74 193H75V192H74ZM74 193H73V194H74ZM82 193H83V192H81V194H82ZM84 193H85V192H84ZM84 193H83V194H84ZM88 193H89V192H88ZM109 193H110V190H109ZM150 193H151V192H150ZM167 193H168V192H167ZM174 193H175V192H174ZM215 193H216V192H215ZM225 193H226V192H225ZM2 194H3V193H2ZM23 194H24V193H23ZM44 194H43V195H44ZM67 194H68V193H67ZM70 194H72V193H70ZM73 194H72V195H73ZM90 194H91V193H90ZM141 194H142V193H141ZM145 194H146V193H145ZM151 194H152V193H151ZM151 194H150V195H151ZM27 195H28V194H27ZM33 195H34V194H33ZM33 195H32V196H33ZM35 195H37V193H36ZM35 195H34V196H35ZM64 195H65V194H64ZM68 195H69V194H68ZM76 195H77V194H76ZM111 195H112V194H111ZM143 195H144V194H143ZM252 195H253V194H252ZM20 196H21V195H20ZM24 196H25V195H24ZM86 196H87V195H86ZM86 196H85V197H86ZM90 196H91V195H90ZM107 196H108V195H107ZM116 196H117V195H116ZM129 196H130V195H129ZM157 196H158V195H157ZM210 196H211V195H210ZM228 196H229V195H228ZM5 197H6V195H5ZM43 197H44V196H43ZM56 197H55V199L58 200ZM65 197H66V196H65ZM65 197L63 198L64 201H65L66 199H68L69 196H68L66 199H65ZM72 197H73V196H72ZM72 197H71V198H72ZM74 197H75V196H74ZM81 197H82V196H81ZM83 197H84V196H83ZM83 197H82V198H83ZM85 197H84V198H85ZM87 197H89V196H87ZM87 197H86L85 202H84L85 204H86ZM119 197H120V196H119ZM119 197H118V198H119ZM133 197H134V196H133ZM136 197H137V196H136ZM139 197H140V196H139ZM152 197H153V196H152ZM202 197H203V196H202ZM202 197H201V199H203ZM233 197H234V196H233ZM233 197H232V198H233ZM259 197H260V196H259ZM1 198H2V196H1ZM12 198H13V197H12ZM16 198H17V197H16ZM19 198H20V197H19ZM22 198H23V197H22ZM30 198H31V197H30ZM30 198H29V200H30ZM47 198L49 199V197H47ZM61 198H62V197H61ZM71 198H70V199H71ZM84 198H83V199H84ZM122 198H123V197H122ZM122 198H121V199H122ZM141 198H142V196H141ZM155 198H156V197H155ZM176 198H177V197H176ZM179 198H180V197H179ZM179 198H177V199H179ZM185 198H186V196H185ZM252 198H253V197H252ZM4 199H5V198H4ZM4 199H3V200H4ZM24 199H25V197H24ZM33 199H34V198H33ZM35 199H36V197H35ZM51 199H52V198H51ZM70 199H69V200H70ZM78 199H79V198H78ZM83 199H82V200H83ZM91 199H92V198H91ZM94 199H95V198H94ZM94 199H93V200H94ZM96 199H97V198H96ZM106 199H107V198H106ZM112 199H113V198H112ZM121 199H120V200H121ZM146 199H147V198H146ZM165 199H166V198H165ZM167 199H169V198H167ZM181 199H182V198H181ZM254 199H255V198H254ZM257 199L260 200V198H258V197H257ZM6 200H7V199H6ZM20 200H21V199H20ZM31 200H32V198H31ZM56 200H55V201H56ZM63 200H61V202H62ZM69 200H67V201H69ZM72 200H73L74 202L77 201L76 198L71 199V201H72ZM89 200H90V199H89ZM115 200H116V199H115ZM147 200H148V199H147ZM147 200H146V201H147ZM154 200H155V199H154ZM162 200H163V199H162ZM234 200H235V199H234ZM14 201H15V200H14ZM25 201L27 202L26 199H25ZM67 201H66V203H68ZM91 201H92V200H91ZM91 201H90V202H91ZM98 201H99V200H98ZM140 201H141V200H140ZM149 201H150V200H149ZM166 201H167V200H166ZM177 201H178V200H177ZM261 201H262V199H261ZM261 201H260V202H261ZM2 202H3V201H2ZM5 202H6V201H5ZM22 202H23V201H22ZM31 202H32V201H31ZM34 202H35V201H34ZM61 202H59L60 205H61ZM143 202H144V201H143ZM155 202H156V201H155ZM225 202H226V200H225ZM239 202H240V201H239ZM263 202H264V201H263ZM0 203H1V202H0ZM27 203H28V202H27ZM29 203H30V202H29ZM55 203H58V201L55 202ZM66 203H64V204H66ZM95 203H97V202H95ZM118 203H119V202H118ZM149 203H150V202H149ZM187 203H188V202H187ZM232 203H233V202H232ZM234 203H235V202H234ZM254 203H255V202H254ZM4 204H5V203H4ZM62 204H63V202H62ZM64 204H63V205H64ZM74 204H75V203H74ZM80 204H81V203H80ZM85 204H84V205H85ZM93 204H94V203H93ZM145 204H146V203H145ZM153 204H154V203H153ZM163 204H164V203H163ZM247 204H248V203H247ZM256 204H258V202H257ZM32 205H33V204H31V206H32ZM75 205H76V204H75ZM88 205H89V203H88ZM109 205H110V204H109ZM124 205H126L125 202H124ZM129 205H130V204H129ZM158 205H160L159 202H158ZM166 205H167V204H166ZM179 205H180V204H179ZM228 205H229V204H228ZM4 206H5V205H4ZM6 206H7V205H6ZM16 206H17V205H16ZM22 206H23V205H22ZM43 206H44V205H43ZM57 206H58V205H57ZM92 206H94V205H92ZM99 206H100V204H99ZM126 206H127V205H126ZM144 206H145V205H144ZM160 206H161V205H160ZM217 206H218V205H217ZM229 206L232 207V205H229ZM236 206H237V205H236ZM258 206H259V204L257 205V207H258ZM17 207H18V206H17ZM20 207H21V206H20ZM26 207H27V206H26ZM44 207H45V206H44ZM52 207H53V206H52ZM52 207H51V209H52ZM55 207H56V206H55ZM66 207H67V206H66ZM94 207H95V206H94ZM103 207H104V206H103ZM103 207H102V208H103ZM115 207H116V206H115ZM117 207H119L118 204H117ZM120 207H121V206H120ZM146 207H147V206H146ZM151 207H152V206H151ZM166 207H167V206H166ZM211 207H212V206H211ZM215 207H216V206H215ZM261 207H262V206H261ZM4 208H6V207H4ZM14 208H16V207H15V206H14L13 208L11 207L12 210L10 209L9 212H8V213H10V214H11V212H12V214H11V219H13L14 216H15L16 214L18 215V214L20 213V212L17 213L18 209L16 208L17 211L15 212V215H14V214H13V212H14V210H15ZM47 208H49V207H47ZM84 208H85V206L83 207L82 204H81L80 207H77L75 210L73 209V210H74V211H73V214L71 213V214H70V217L72 218V217L74 216V217H73L74 220H75V219L77 220V218H79L80 215H85V214H83V212L86 211V208H85V210H84ZM97 208H99V207H97ZM102 208L98 209L99 211H97V213L100 212V213H99L100 216H101V211H100V210H101ZM104 208H105V207H104ZM157 208H158V207H157ZM213 208H214V207H213ZM217 208H218V207H217ZM228 208H229V207H228ZM13 209H14V210H13ZM22 209H23V208H22ZM28 209H29V208H28ZM33 209H34V208H33ZM54 209H55V208H54ZM54 209L51 210V211L54 212ZM67 209H68V208H67ZM89 209H90V208H89ZM113 209H114V208H113ZM122 209H123V208H122ZM122 209H121V210H122ZM125 209H126V208H125ZM151 209H152V208H151ZM187 209H188V208H187ZM223 209H226V208H223ZM234 209H235V208H234ZM255 209H257V208H255ZM3 210H4V209H3ZM7 210H8V209H7ZM26 210H27V209H26ZM26 210L24 211V213L29 212V211H26ZM35 210H36V209H35ZM38 210H39V209H38ZM48 210H49V209H48ZM63 210H64V209H63ZM63 210H62V211H63ZM109 210H110V209H109ZM129 210H130V209H129ZM197 210H198V209H197ZM235 210H236V209H235ZM245 210H246V209H245ZM263 210H264V209H263ZM263 210H262V211H263ZM30 211H31V210H30ZM51 211L49 210V212H51ZM56 211H57V210H56ZM118 211H120V210H118ZM124 211H126V210H124ZM143 211H144V210H143ZM159 211H160V210H159ZM162 211H163V210H162ZM192 211H193V210H192ZM195 211H196V210H195ZM199 211H200V210H199ZM212 211H213V210H212ZM214 211H215V208H214ZM228 211H229V210H228ZM232 211H233V210H232ZM250 211H251V210H250ZM4 212H5V211H4ZM32 212H33V211H31L29 214H31ZM49 212H48V213H49ZM63 212H64V211H63ZM68 212H69V211H68ZM86 212H87V211H86ZM89 212H91L92 214H91V213H88V214H87V217H86V218H87V220L89 221V222H87V223H90V222H91L92 224H94V223L98 222V217H97V219H94V218H93V216H94V212H95V211H94V212L89 211ZM110 212H111V211H110ZM133 212H134V211H133ZM182 212H183V211H182ZM230 212H231V211H230ZM239 212H240V211H239ZM243 212H244V210H243ZM246 212H247V211H246ZM246 212H245V213H246ZM257 212H258V211H257ZM263 212H264V211H263ZM0 213H1V212H0ZM36 213L38 214V212H36ZM42 213H43V212H42ZM44 213H46V211H45ZM54 213H55V212H54ZM54 213H53V214H54ZM102 213H104L103 209H102ZM126 213H127V212H126ZM129 213H130V212H129ZM135 213H137V212H135ZM188 213H189V212H188ZM251 213H252V212H251ZM1 214H2V213H1ZM10 214H8L9 217H10ZM27 214H28V213H27ZM29 214H28V215H29ZM95 214H96V212H95ZM99 214H97V215H99ZM141 214H142V213H141ZM141 214H140V215H141ZM158 214H159V213H158ZM176 214L178 215L179 212H177ZM184 214H185V213L183 212L182 215H184ZM195 214H196V213H195ZM222 214H223V213H222ZM222 214H221V215H222ZM234 214H235V212H234ZM262 214H263V216H264V213H262ZM8 215H7V217H8ZM12 215H13V217H12ZM19 215H20V214H19ZM23 215H24V214H23ZM71 215H72V216H71ZM107 215H108V214H107ZM113 215H114V213H113ZM113 215H112L111 217H113ZM115 215H116V214H115ZM136 215H137V214H136ZM152 215H153V214H152ZM172 215H173V214H172ZM179 215H180V214H179ZM185 215L188 216L189 214L186 213ZM185 215H184V217H187V216H185ZM221 215H220V216H221ZM237 215H238V213H237ZM242 215H243V214H242ZM259 215H260V214H259ZM29 216H31V215H29ZM34 216H35V215H34ZM39 216H40V215H39ZM44 216H46V215H44ZM44 216H43V217H44ZM50 216H52V214H50ZM104 216H105V214H104ZM133 216H134V215H133ZM142 216H143V215H142ZM156 216H157V215H156ZM243 216H244V215H243ZM0 217H2V216L0 215ZM5 217H6V216H5ZM5 217H4V218H5ZM7 217H6V218H7ZM9 217L7 218L8 220H9ZM35 217H36V216H35ZM70 217H69L68 220L71 219ZM94 217L96 218V216H94ZM101 217H102V216H101ZM114 217H115V216H114ZM120 217H121V216H120ZM128 217H130V216L128 215ZM174 217H175V216H173V218H174ZM180 217H181V215H180ZM184 217H181V218H184ZM188 217H189V216H188ZM188 217H187V219H188ZM204 217H205V216H204ZM207 217H208V216H207ZM233 217H234V215H233ZM256 217H257V216H256ZM4 218H0V220H1V221H0V225H3V222H4V225H5V221H3ZM6 218H5V219H6ZM27 218H28V217H27ZM39 218H40V217H39ZM39 218H38V220H40ZM45 218H46V217H45ZM45 218H44V219H45ZM58 218H59V217H58ZM66 218H68V217H66ZM104 218H105V217H104ZM109 218H110V217H109ZM150 218H151V217H150ZM164 218H165V217H164ZM173 218H172V219H173ZM175 218L177 219V217H175ZM175 218H174V219H175ZM178 218H179V217H178ZM181 218H180V219H181ZM254 218H255V217H253L252 219H254ZM7 219H6V220H7ZM11 219H10V220H11ZM15 219H17V218H15ZM47 219H48V214H47ZM81 219H82V218H81ZM141 219H142V218H141ZM192 219H193V217H192ZM216 219H217V218H216ZM218 219H219V218H218ZM227 219H228V218H227ZM241 219H242V218H241ZM244 219H245V218H244ZM18 220H19V219H18ZM27 220H30V221H31V217L28 218ZM32 220H33V219H32ZM34 220H35V222H36V219H35V218H34ZM64 220H65V219H64ZM107 220H110V219H107ZM116 220H117V219H116ZM133 220H135V219L133 218ZM182 220H183V219H181V222H182ZM193 220H194V219H193ZM199 220H200V219H199ZM199 220H197V221L194 220V221H195V222H200ZM210 220H211V219H210ZM229 220H230V219H229ZM246 220H248V219H246ZM255 220H256V219H255ZM255 220H254V222H255ZM2 221H3V222H2ZM24 221H25V220H24ZM45 221H46V220H45ZM50 221H51V220H50ZM55 221H56V220H55ZM78 221H79V220H78ZM78 221H77V222H78ZM84 221H85V220H84ZM110 221H111V220H110ZM110 221H109V222H110ZM187 221H188V222H192L191 218L188 219ZM230 221H232V220H230ZM244 221H245V220H244ZM244 221H243V222H244ZM248 221H249V220H248ZM256 221H257V220H256ZM260 221H261V220H260ZM35 222L32 223V221H31L32 224H34ZM37 222H38V221H37ZM40 222H41V221H40ZM58 222H59V221H58ZM71 222H72V221H71ZM77 222L73 221L72 223H70V221H69V222L66 221L67 224H65V225L62 224L63 226H59L58 224H57V226H56V225L52 226V223L49 222V221L47 220L46 222H44L46 225L43 224V226L40 227V229H39L40 231H38V234L40 233V235H41L40 237H43V236H44L43 233H46V234H45V235H46L45 237H47L46 239H45V237H43V239H41V238L38 236V234H37V239H36V238L34 237V236L36 235V234H34L35 231H33L34 229H31V226H35V225H31L30 222H29V223H30V226H29V224L27 225L28 221H27L26 223H24L23 225L20 224V225H21L20 228H19L17 225H15L18 229H16V227H14V226L12 225V227H14V230H12V231L10 230V227H11V226L8 227L9 230H10V232H9L7 229L5 230V228H3L5 231H2L3 229L0 230V237H1V239H0V241H1V242H0V254H1L2 250H3V249H2V248L4 247L3 245H6V247H7V248H6V247L4 248V249L6 250V253H7V254H9V253H13L12 251H14V253H17L18 251L21 250L20 247L23 246L24 241H25V242H29V243H26L27 245H29L28 250H27L28 252H30V253H34V254H36V253H38V254H39V253H42V251H44V249H46L48 246H50V245H47V247L44 248L45 245L47 244V242H46L47 239H51V241H49V242H50V243L52 242V244H53V240L55 241V243H56V242H57V243H60V242H58V241H56V240H59V239L62 240V239H61L62 234L65 235L70 229L74 228V226H76V230L78 229V230H79L80 232H82V233L85 232V231L82 229L83 227L81 228L80 224H77ZM81 222H83V221H81ZM106 222H107V221H106ZM117 222H118V221H117ZM119 222H120V220H119ZM173 222H174V221H173ZM173 222H171V223L173 224ZM177 222H178V221H177ZM177 222H176V223H177ZM203 222H204V221H203ZM220 222H222V221H220ZM246 222H247V221H246ZM254 222H253V223H254ZM50 223H51V225L47 226V224H50ZM68 223H69V224H68ZM74 223H76L77 225H74ZM98 223H99V222H98ZM103 223H104V221H103ZM107 223H108V222H107ZM110 223H111V222H110ZM120 223H121V222H120ZM120 223H119V224H120ZM218 223H219V222H218ZM218 223H217V224H218ZM223 223H224V222H223ZM240 223H241V222H240ZM244 223H245V222H244ZM244 223H243V224H244ZM35 224H36V223H35ZM59 224H60V223H59ZM81 224H82V223H81ZM138 224H139V223H138ZM161 224H162V222H161ZM164 224H165V222H163V225H164ZM172 224H170V225H172ZM192 224L195 225V226H198L197 223L194 224V222H192L190 225H192ZM198 224H199V223H198ZM210 224H211V223H210ZM230 224H232V223H230ZM237 224H238V223H237ZM257 224H258V223H257ZM20 225H19V226H20ZM105 225H106V223H105ZM125 225H126L125 227H127V224H125ZM135 225H136V224H135ZM157 225H158V224H157ZM167 225H168L169 230H171L170 228H172V227H170L169 224H167ZM193 225H192V227H193ZM219 225H221V224H219ZM233 225H234V224H233ZM233 225H232V226H233ZM241 225H242V224H241ZM244 225H245V224H244ZM28 226H29V227H28ZM40 226H41V225H40ZM77 226H78V227H77ZM91 226H92V225H91ZM99 226H100V225H99ZM118 226H119V225H118ZM129 226H130V225H129ZM132 226H133V225H132ZM141 226H142V225H141ZM153 226H154V225H153ZM172 226H173V225H172ZM203 226H205V225H203ZM210 226H211V225H210ZM238 226H239V225H238ZM248 226H249V225H248ZM12 227H11V229H12ZM37 227H38V226H36V228H35V227H34V228L37 229ZM138 227H139V226H138ZM138 227H137V228H138ZM174 227H175V226H174ZM190 227H191V226H190ZM216 227H218V226H216ZM223 227H224V226H223ZM233 227H234V226H233ZM259 227H260V226H259ZM6 228H7V227H6ZM42 228H44V229H42ZM102 228H103V227H102ZM111 228H112V227H111ZM122 228H124V227H122ZM160 228H161V227H160ZM194 228H195V227H194ZM201 228H202V227H201ZM203 228H204V227H203ZM239 228H240V227H239ZM246 228H247V227H246ZM0 229H1V228H0ZM86 229H87V228H86ZM96 229H97V228H96ZM131 229H132V228H131ZM135 229H136V228H135ZM138 229H139V228H138ZM155 229H156V228H155ZM172 229H173V228H172ZM179 229H181V227H180ZM205 229H207V228H205ZM216 229H217V228H216ZM223 229H224V228H223ZM235 229H236V227H235ZM243 229H244V227H243ZM247 229H248V228H247ZM42 230H43V231H42ZM106 230H107V229H106ZM119 230H120V229H119ZM124 230H125V229H124ZM126 230H127V229H126ZM165 230H166V229H165ZM213 230H214V229H213ZM219 230H220V229H219ZM241 230H242V229H241ZM248 230H249V229H248ZM250 230H251V229H250ZM36 231H37V230H36ZM87 231H89V230H87ZM95 231H97V230H95ZM107 231H109V230H107ZM138 231H139V230H138ZM157 231H158V230H157ZM171 231H172V230H171ZM180 231H181V230H180ZM190 231H191V230H190ZM220 231H221V230H220ZM220 231H219V232H220ZM225 231H226V230H225ZM236 231H237V230H236ZM238 231L240 232V230H238ZM246 231H247V230H246ZM256 231H257V230H255V232H256ZM258 231H259V230H258ZM263 231H264V230H263ZM49 232H50V234L48 235ZM70 232H71V231H70ZM75 232H76V231H75ZM75 232H74V233H75ZM101 232H103V230H102ZM127 232H128V231H127ZM205 232H206V231H205ZM241 232H242V231H241ZM250 232H252V231H250ZM253 232H254V231H253ZM88 233H89V232H88ZM107 233H108V232H107ZM110 233H111V232H110ZM120 233H121V232H120ZM156 233H158V232H156ZM164 233H165V232H164ZM181 233H183V232H181ZM186 233H187V232H186ZM211 233H212V232H210L209 234H211ZM55 234L57 235L58 238H55ZM86 234H87V233H86ZM91 234H92V233H91ZM115 234H116V233H115ZM115 234H114V235H115ZM127 234H129V232H128ZM132 234H133V233H132ZM166 234H167V233H166ZM178 234H179V233H178ZM178 234H177V235H178ZM196 234H197V233H196ZM196 234H195V235H196ZM209 234H208V235H209ZM214 234H215V233H214ZM219 234H220V233H219ZM261 234H262V233H261ZM47 235H48L49 237H48ZM120 235H121V234H120ZM123 235H124V234H123ZM130 235H131V234H130ZM151 235H152V234H151ZM154 235H155V234H154ZM161 235H162V233H161ZM171 235H172V234H171ZM171 235H170V236H171ZM174 235H175V234H174ZM187 235H188V234H187ZM187 235H186V236H187ZM248 235H249V234H248ZM248 235H247V236H248ZM2 236H3V237H2ZM70 236H71V235H70ZM88 236H89V235H88ZM102 236H103V235H102ZM184 236H185V235H184ZM184 236H183V237H184ZM210 236H212V235H210ZM222 236H224V235L222 234ZM227 236H228V235H226V237H227ZM33 237H34V239H33ZM64 237H66V236H64ZM79 237H80V236H79ZM109 237H110V236H109ZM127 237H128V236H127ZM133 237H135V236H133ZM156 237H157V236H156ZM163 237L165 238V236H163ZM179 237H180V236H179ZM190 237H192V236H190ZM232 237H233V236H232ZM240 237H241V236H240ZM256 237H257V236H256ZM2 238H3V241H2ZM38 238H40V239H38ZM67 238H68V236H67ZM94 238H95V237H94ZM177 238H178V237H177ZM194 238H196V237H194ZM200 238H201V237H200ZM200 238H199V239H200ZM228 238H229V237H228ZM262 238H263V237H262ZM90 239H91V238H90ZM95 239H96V238H95ZM119 239H120V238H119ZM148 239H149V238H148ZM199 239H198V240H199ZM210 239H211V238H210ZM238 239H239V238H238ZM96 240H97V239H96ZM156 240H157V239H156ZM166 240H167V239H166ZM189 240H190V238H189ZM189 240H188V243L191 242V241L189 242ZM193 240H194V239H193ZM205 240H206V239H205ZM224 240H225V239H224ZM243 240H245V239H243ZM247 240H248V239H247ZM262 240H263V239H262ZM47 241H48V240H47ZM76 241H77V240H76ZM85 241H86V239H85ZM88 241H89V240H88ZM162 241H163V240H162ZM200 241L203 242V240H201V239H200ZM206 241H207V240H206ZM213 241H214V240H213ZM213 241H212V242H213ZM219 241H220V240H219ZM251 241H252V240H251ZM256 241H257V240H256ZM49 242H48V243H49ZM65 242H66V241H65ZM69 242H70V239H69ZM69 242H68V243H69ZM134 242L136 243V241H134ZM163 242H164V241H163ZM168 242H169V241H168ZM198 242H199V241H198ZM244 242H245V241H244ZM246 242H247V241H246ZM1 243H2V245H1ZM3 243H4V244H3ZM57 243H56V244H57ZM68 243H67V244H68ZM71 243H72V242H71ZM85 243H86V242H84V244H85ZM87 243H88V242H87ZM89 243H91V242H89ZM115 243H116V242H115ZM130 243H131V242H130ZM141 243H142V242H141ZM152 243H153V242H151V244H152ZM193 243H194V241L191 243L192 246L194 245ZM195 243H196V241H195ZM213 243H214V242H213ZM14 244H15V245H14ZM56 244H55V245H56ZM60 244H61V243H60ZM74 244H76V243H74ZM84 244H83V245H84ZM108 244H109V243H108ZM132 244H133V242H132ZM154 244H155V243H154ZM170 244H171V243H170ZM186 244H187V242H186L185 244H183L182 247L188 248V250H190L189 248L192 247V246H190L189 244H188V245H186ZM199 244H200V242H199ZM201 244L203 245V243H201ZM218 244H219V243H218ZM243 244H244V243H243ZM16 245L19 247L20 250L17 249ZM19 245H21V246H19ZM61 245H62V244H61ZM70 245H71V244H70ZM70 245H69V244H68V245L65 244V246H64L63 248H66V247L68 248V246H69V247H72V245H71V246H70ZM83 245H82V246H83ZM99 245H100V244H99ZM109 245H110V244H109ZM140 245H141V244H140ZM143 245H144V244H143ZM157 245H158V244H157ZM247 245H248V242H247ZM8 246H9V249H8ZM12 246H13V247H12ZM57 246H60V245L58 244ZM120 246H122V245H120ZM124 246H125V245H124ZM147 246H148V245H147ZM147 246H146V247H147ZM177 246H178V249L181 250L179 244H178ZM197 246H198V245H197ZM206 246H207V245H206ZM214 246H215V245H214ZM219 246H220V244H219ZM236 246H237V245H236ZM11 247H12V250H11ZM15 247H16V249H15ZM74 247H75V245H74ZM78 247H79V246H78ZM84 247H85V245H84ZM88 247H89V246H88ZM91 247H92V246H91ZM112 247H113V246H112ZM152 247H153V246H152ZM155 247L157 248V246H155ZM161 247H163V246H161ZM211 247H212V246H211ZM221 247H222V246H221ZM245 247H246V246H245ZM249 247H250V244H249ZM13 248H14V249H13ZM43 248H44V249H43ZM51 248H52V247H51ZM72 248H73V247H72ZM92 248H93V247H92ZM113 248H114V247H113ZM124 248H125V247H124ZM142 248H143V247H142ZM142 248H141V249H142ZM144 248H145V247H144ZM166 248L168 249V247H166ZM195 248H196V250H197V249H201V248H197V247L194 246V247H192L193 251H196ZM214 248L216 249V247H214ZM225 248H226V247H225ZM246 248H248V247H246ZM263 248H264V247H263ZM7 249H8V250H11V251L7 252V251H8ZM60 249H61V248H60ZM68 249H69V248H68ZM70 249H71V248H70ZM70 249H69V250H70ZM80 249H81V248H80ZM87 249H89V248H87ZM90 249H91V248H90ZM93 249H94V248H93ZM95 249H96V248H95ZM95 249H94V250H95ZM97 249H98V247H97ZM103 249H105V248H103ZM148 249H149V248H148ZM154 249H155V248H154ZM209 249H211V248H209ZM236 249H237V248H236ZM5 250H4V251H5ZM15 250H18V251L15 252ZM41 250H42V251H41ZM50 250H51V249H50ZM57 250H59V249H57ZM62 250H64V249H62ZM62 250H61V251H62ZM94 250H92V251H94ZM111 250H113V249H111ZM119 250H121V247H120ZM119 250H118V251H119ZM130 250H131V249H130ZM151 250H152V249H151ZM205 250H206V249H205ZM205 250H204V254H205ZM221 250H222V249H221ZM224 250H225V249H224ZM242 250H243V249H242ZM245 250H246V249H245ZM4 251H3V254H5ZM45 251H46V250H45ZM48 251H49V250H48ZM51 251H52V250H51ZM59 251H60V250H59ZM61 251H60V252H61ZM77 251H78V250H77ZM100 251H101V250H100ZM115 251H116V249H115ZM127 251H128V250H127ZM160 251H161V250H160ZM160 251H159V252H160ZM171 251H172V250H171ZM202 251H203V250H202ZM215 251H217V250H215ZM215 251H214V252H215ZM225 251H226V250H225ZM227 251H228V250H227ZM253 251H254V250H253ZM69 252H70V251H69ZM94 252H95V251H94ZM121 252H122V251H121ZM131 252H134V251H131ZM138 252H140V250H139ZM145 252H146V251H145ZM172 252H173V251H172ZM176 252H178V251H176ZM176 252H174V253H176ZM181 252H182V250H181ZM208 252H209V250H208ZM218 252H219V249H218ZM232 252H233V251H232ZM232 252H231V253H232ZM248 252H249V250H248ZM251 252H252V251H251ZM14 253L12 254L13 256L10 255V259H11L12 261H14V263H16V264H21L20 261H19L20 263H18V259H19V258H17V261H16V255H14ZM30 253H29V254H30ZM58 253H59V252H58ZM65 253H66V252H65ZM71 253H72V252H71ZM82 253H83V252H82ZM102 253H103V252H102ZM148 253H149V252H148ZM165 253H166V251H165ZM197 253H200V252L198 251V252H196V254H197ZM201 253H202V252H201ZM234 253H235V252H234ZM237 253H238V250H237ZM245 253H247V252H245ZM255 253H256V252H255ZM18 254H19V253H18ZM25 254H26V253H25ZM34 254H33V255H34ZM38 254H37V255H38ZM63 254H64V253H63ZM77 254H78V253H77ZM117 254H118V253H117ZM121 254H122V253H121ZM136 254H137V253H136ZM153 254H154V252H153ZM158 254H159V253H158ZM171 254H172V253H171ZM171 254H170V255H171ZM179 254H180V253H179ZM184 254H185V253H184ZM192 254H193V253H192ZM204 254H200V255H204ZM247 254H248V253H247ZM247 254H246V255H247ZM251 254H252V253H251ZM259 254H260V253H259ZM1 255H2V254H1ZM1 255H0V257H1ZM20 255H21V254H20ZM31 255H32V254H30V256H31ZM59 255H60V253H59ZM79 255H80V253H79ZM82 255H83V254H82ZM88 255H89V254H88ZM91 255H92V253H91ZM105 255H106V254H105ZM138 255H139V254H138ZM205 255H206V254H205ZM237 255H238V254H237ZM2 256H3V255H2ZM22 256H23V255H22ZM26 256H27V255H26ZM43 256H44V255H43ZM70 256H71V255H70ZM74 256L76 257V255H74ZM92 256H93V255H92ZM108 256H109V254H108ZM112 256H113V255H112ZM143 256H146V255L144 254ZM172 256H173V255H172ZM179 256H180V255H179ZM249 256H250V255H249ZM249 256H248V257H249ZM253 256H254V255H253ZM257 256H259V255H257ZM5 257H6V255H5ZM75 257H74V258H75ZM110 257H111V256H110ZM113 257H114V256H113ZM131 257H132V256H131ZM139 257H140V256H139ZM159 257H160V256H159ZM167 257H168V255H167ZM169 257H170V256H169ZM181 257H182V256H181ZM233 257H235V256H233ZM237 257H238V256H237ZM242 257H245V256L243 255ZM31 258H32V257H31ZM42 258H43V257H42ZM45 258H46V256H45ZM57 258H58V257H57ZM65 258H66V257H65ZM95 258H96V256H95ZM99 258H100V257H99ZM128 258H129V257H128ZM132 258H133V257H132ZM148 258H151V256H150V257L148 256L146 259L148 260ZM152 258H153V256H152ZM178 258H179V257H178ZM183 258H184V257H183ZM190 258H191V257H190ZM192 258H193V257H192ZM194 258H195V257H194ZM206 258H207V257H206ZM206 258H205V259H206ZM67 259H68V258H67ZM104 259H105V258H104ZM136 259H137V258H136ZM146 259H145V260H146ZM156 259H158V258H156ZM172 259H173V258H172ZM187 259H188V258H187ZM230 259H231V258H230ZM235 259H236V258H235ZM246 259H247V258H246ZM258 259H259V257H258ZM263 259H264V258H263ZM7 260H8V259H7ZM19 260H20V259H19ZM26 260H27V259H26ZM44 260H45V259H44ZM54 260H55V259H54ZM65 260H66V259H65ZM65 260H63V261H65ZM80 260H81V259H80ZM92 260H93V259H92ZM94 260H95V259H94ZM138 260H139V259H138ZM151 260H152V259H151ZM191 260H192V259H191ZM203 260H204V259H203ZM216 260H217V259H216ZM224 260H225V259H224ZM259 260H260V259H259ZM3 261H5L4 258H3ZM12 261H11V263H12ZM24 261H25V260H24ZM27 261H28V260H27ZM37 261H39V260H37ZM63 261H62V262H63ZM66 261H67V260H66ZM90 261H91V260H90ZM131 261H132V260H131ZM133 261H134V260H133ZM136 261H137V260H136ZM141 261H142V260H141ZM158 261H159V260H158ZM169 261H170V260H169ZM196 261H197V260H196ZM232 261H233V260H232ZM246 261H247V260H246ZM249 261H250V259H249ZM260 261H261V260H260ZM260 261H259V262H260ZM263 261H264V260H263ZM5 262H6V261H5ZM9 262H10V261H9ZM30 262H31V261H30ZM32 262L34 263V259H33ZM56 262H57V260H56ZM67 262H68V261H67ZM102 262H103V261H102ZM153 262H154V261H153ZM203 262H204V261H203ZM205 262H206V260H205ZM207 262H209L208 258H207ZM226 262H227V261H226ZM252 262H253V261H252ZM256 262H257V261L255 260V263H256ZM14 263H13V264H14ZM22 263H23V262H22ZM54 263H55V262H54ZM69 263H70V262H69ZM126 263H127V262H126ZM134 263H135V262H134ZM137 263H138V262H137ZM139 263H141V262H139ZM217 263H220V262L217 261ZM240 263H241V262H240ZM245 263H246V262H245ZM250 263H251V262H250ZM261 263H262V262H261ZM24 264H25V263H24ZM26 264H28V263H26ZM31 264H32V263H31ZM36 264H38V263H36ZM48 264H49V262H48ZM89 264H91V263H89ZM141 264H142V263H141ZM153 264H154V263H153ZM163 264H164V263H163ZM186 264H187V263H186ZM197 264H198V263H197ZM214 264H216V262H215ZM220 264H222V263H220Z\"/></svg>","mask_w":264,"mask_h":264}]
</instances>
